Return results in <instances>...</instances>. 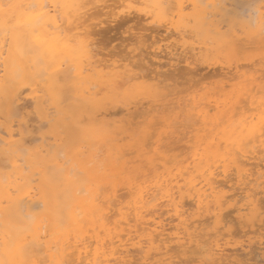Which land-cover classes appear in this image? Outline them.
I'll use <instances>...</instances> for the list:
<instances>
[{"label":"bare ground","instance_id":"1","mask_svg":"<svg viewBox=\"0 0 264 264\" xmlns=\"http://www.w3.org/2000/svg\"><path fill=\"white\" fill-rule=\"evenodd\" d=\"M111 1V0H110ZM109 0H61V2H75V3H82V4H87V5H89L90 7L87 9V15H90L91 17H92V19H96L97 17L96 16H98V18H99V16L101 15V17H102V14L103 15H105V16H107V17H105V18H99L100 19V21H99V19H98V21H94V20H92V19H90V20H88V22H87V24H85L84 25V29L83 30H85L87 33H88V35H87V40L90 42V44L92 45V49H93V52L95 53V55L93 56V63H92V65H91V70H92V72H94L96 75L95 76H85V74L81 71V72H79V73H74V74H72V79H71V81H70V88H69V90L67 91V93H66V95H58V96H56L54 99H55V101L57 102V103H63V105H64V107L66 106V104H72L73 106H75V105H78V102H80V101H87V102H89V103H91V104H94V102L97 100V94L99 93H101V95H99L100 97L101 96H105L106 94L104 93V91L106 92V90H104L103 89V87L105 88L106 87V85H107V79H106V75L109 73V70L111 69L113 72L115 71V69H116V67L121 63V62H123V63H125V64H127L128 65V67H131V64H128V58L129 57H131V60H132V63L133 64H137L138 62H136V57H137V55L138 56H140V55H142V53H134V52H136V50H138V48H136L135 49V51L132 53V51H131V53L133 54H130V52H129V55H127L126 57H124V56H122V55H124L123 53H122V55L121 56H119L118 55V53L120 52V50H122V49H119V52L118 53H116L119 57H122V58H119L117 55V58H116V56H114V55H111V51L113 52V50L112 49H114V46H113V48L111 49V51L110 50H107V52H106V50L105 49H103L102 48V46L104 45L103 43H101V44H103V45H101L100 44V42H97V43H99L101 46H99L100 48H101V50L99 49V48H97V47H95V45L96 46H98L97 45V43L95 44V42H96V40H98L99 41V38H98V36H97V39L95 40V35H97V33H99L100 34V32L98 31V29L96 28H94L95 29V31H93V28L92 29H90L91 27H93L94 25L93 24H95V26H102V24H103V28L105 29V26H106V24L109 22H113L114 23V21H117V19L119 18L120 19V17H119V15L117 14V13H115V12H113V10H112V8H111V6L112 5H114V4H116V3H127L128 2V0H113V3L111 2V4L110 3H108V2H110ZM171 1H173V0H169V2L170 3H173V2H171ZM188 1V2H187ZM233 2L232 0H180V1H178L177 3V5H179V10L178 11H176L177 12V16H178V19H176V20H174L173 21V23L169 26H167L166 28H164V33L166 34V36H165V34L162 32H160L159 33V30H158V28H160V26L158 27V28H156L157 30H158V33H156V34H153L154 32H150V33H152V37H148L149 39H151V38H153L152 39V42H150L149 44L150 45H148V48H149V50L150 49H152V51L150 52L151 53V55H155V58H156V61H157V64H155L156 63V61L154 62V63H152V64H155V67H154V69L153 68H151V65L149 66L150 67V69H152L151 71H150V73H141V75L143 76V77H146L147 78V80H148V82L151 84V85H153L154 87H156V88H158L159 90H160V95L157 97V98H159V99H156V100H168V102H167V104H170V108L168 107V106H166V107H168L169 109H167L166 107V109L165 110H169V112L172 110L171 108L173 107V110H175L174 108H175V105H176V108H178L177 106H179L181 103H180V101L182 102V100H184V97H183V99L182 98H178V96L180 95H178L177 93H175V94H177V97H175V96H173V98H171V92H173V91H170L169 89H172V87L173 86H169V87H171V88H169L168 87V82H166V81H169V80H166V79H170L169 77H171L170 76V74H171V72L173 71L174 72V70H177L178 68V65L179 64H181V62H184V64H185V66L188 68V70H192V69H190V68H193V69H195V68H198L197 67V62H196V64H195V62L192 60V59H189V57H187V56H190V55H187L186 57H185V55H184V58H183V54H185L186 53V45H185V43L184 42H182L181 40L183 39V37H184V35L182 36V34L183 33H180V36H182V39L180 40V39H177V35L175 36V35H172V34H176V32H177V30L178 29H180V27H182L183 29H185V26L183 27V26H180V25H182L183 23H185V22H189L190 20L193 22L194 21V27H195V29L196 30H194L193 28V32L194 33H197V32H199L201 29H203L205 32H211V31H215V32H217V33H219V34H222V35H226V36H228L229 37V40H228V44H227V46H226V48L225 49H223L222 51L223 52H226L227 50H229L228 48H230V49H235V51L237 52V54H239V51H240V49H243V46L245 47V42L243 43V39L245 38V36H244V34L245 35H247V37L249 36L250 38V40H251V42L252 41H254V42H257L258 41V45H261L263 42H264V32H262L261 31V25L262 24H264V9H262L263 7H264V0L262 1V2H260V3H257V4H255V1H254V3H251V4H255L254 6H249L250 4H248V5H245L246 7H247V9H248V12H249V14H246V16L248 15V17H246V16H244V18L243 19H245V21L247 20L248 21V23H246V22H244V20H241L242 19V17H241V19H239V20H236V22H244L245 23V26L243 27L244 28V30H240L239 28V30L241 31V35L240 34H238L239 32L236 30V29H234L235 27H234V24L236 23L235 21H233V20H235V19H237L236 17V14H240V15H238V18H240L239 16H241V11H239L238 9H234L235 7L234 6H231L232 8L231 9H229V7L230 6H228V4L230 3V2ZM235 1V0H234ZM241 1V0H240ZM245 1V0H244ZM258 1V0H257ZM0 2H3V3H7V2H9V0H0ZM17 2H29V0H17ZM48 2H56V0H48ZM174 2H176V1H174ZM229 2V3H228ZM248 3H249V1H247ZM246 2V3H247ZM108 3V4H107ZM186 3V4H185ZM187 3H189V4H191V5H197V6H200V5H204V6H206V5H209V4H211L213 7L211 8V9H208L207 7H196V8H193L192 9V11L191 12H187V11H185V8H186V6H187ZM233 3H235V2H233ZM232 3V4H233ZM240 3H242V2H240ZM245 3V4H246ZM110 4V5H109ZM175 4V3H174ZM231 4V5H232ZM260 4V5H259ZM91 5H98V8L99 7H101V12L99 11V9L97 8V10H95L93 7H91ZM105 5H107L108 7H104ZM236 5V4H235ZM238 5V4H237ZM244 5V4H243ZM242 5V6H243ZM238 6H240V5H238ZM234 7V8H233ZM237 7V6H236ZM110 8V9H109ZM93 9H94V11L95 12H92L93 11ZM106 9V10H105ZM108 9V10H107ZM232 9H234V10H237L236 12H239V13H235V11H233ZM244 9V8H243ZM246 9V10H247ZM232 10V11H231ZM242 10V9H241ZM176 12H175V14H176ZM186 12V13H185ZM233 12L235 13V15H233ZM241 12V13H240ZM188 14H190L192 17H187V15ZM218 14H222V15H219L218 17H217V15ZM223 15H224V17L226 18V19H224L223 18ZM243 15H245V14H243ZM94 16H95V18H94ZM176 16V15H175ZM176 16V17H177ZM210 16V18H208ZM217 17V18H216ZM223 19H222V18ZM247 18H249V19H247ZM221 19V21L222 20H227L228 21V23L226 24L225 23V26L226 25H228L229 23L231 24V22L233 23V25H230V26H233V27H229L228 28V26H227V28L225 29H223V27L221 26L222 24H221V22H219V20ZM121 20V19H120ZM130 20V19H129ZM241 20V21H240ZM93 21V22H92ZM190 21V22H191ZM227 21H225V22H227ZM229 21H231V22H229ZM95 22V23H94ZM235 22V23H234ZM241 22V23H242ZM81 23H83V21H81ZM93 23V24H92ZM120 23V22H119ZM124 23H125V21H124ZM133 23V22H132ZM92 24V26H90ZM111 24V23H110ZM107 25V26H111V25ZM117 24V23H116ZM162 25H163V23H161ZM160 24V25H161ZM165 24V23H164ZM246 24H247V27H246ZM122 25H124V24H122ZM127 25H128V23H127ZM130 25V24H129ZM236 25V27H237V25H240L239 23H237V24H235ZM94 26V27H95ZM100 26V27H101ZM116 26V25H115ZM117 26H118V24H117ZM120 26V25H119ZM125 26V25H124ZM121 27V26H120ZM162 27V26H161ZM188 27V26H187ZM246 27V28H245ZM110 28H113L112 26L110 27ZM116 28V27H115ZM119 28V27H118ZM170 28H173L174 29V32H172V30H171V32H170ZM242 28V29H243ZM133 30H134V28H132ZM161 29H163V28H161ZM187 29H190L191 31H192V29L191 28H187ZM247 29V30H246ZM109 30V29H108ZM115 30V29H114ZM113 30V31H114ZM118 30V29H117ZM186 30V29H185ZM189 30V31H190ZM77 31L79 32V31H81V29H79V28H77ZM100 31H102L101 30V28H100ZM107 31V30H106ZM105 30L102 32V33H104V32H106ZM110 31H112L111 29H110ZM123 31H126V30H124L123 29ZM127 31H129V30H127ZM152 31H155V29L154 30H152ZM187 32H188V30H186ZM245 32L244 34L242 33V32ZM95 32H96V34H95ZM107 32H109V31H107ZM116 32V31H115ZM117 32H119V34H120V29H119V31H117ZM155 32H157V31H155ZM168 32L170 33V34H168ZM101 33V34H102ZM111 33V32H110ZM124 33V32H123ZM129 33V32H128ZM104 34H106V33H104ZM125 34V33H124ZM149 34V33H148ZM163 34V35H162ZM168 34V35H167ZM108 35V34H107ZM107 35H104V37L105 36H107ZM170 35H171V37H173V36H175L176 37V39H175V37H174V41L172 42L170 39ZM93 36H94V38H93ZM100 36V35H99ZM111 36V35H110ZM129 36V35H128ZM169 36V37H168ZM197 36V35H196ZM104 37L102 38L103 39V41H104ZM109 37V36H108ZM108 37H107V39H108ZM114 37V36H113ZM241 37H244V38H241ZM252 37V38H251ZM254 37V38H253ZM101 38V37H100ZM111 38V37H110ZM110 38H109V40H110ZM115 38V37H114ZM114 38H112L113 39V41H114ZM117 38V37H116ZM120 38H122V36L120 37ZM123 38H124V36H123ZM147 38V37H146ZM166 38H170L167 42H164L165 41V39ZM106 39V38H105ZM106 39V40H107ZM125 39V38H124ZM149 39H147V41H149ZM201 39V38H200ZM249 39H247V38H245V41H250ZM254 39V40H253ZM261 41H260V40ZM109 40H108V42H109ZM116 40H119L118 38L116 39ZM127 40V39H126ZM167 40V39H166ZM184 40V39H183ZM198 40H199V38H198ZM243 40V41H242ZM102 41V40H101ZM102 41V42H103ZM112 41V42H113ZM130 41V40H129ZM185 41V40H184ZM200 41V40H199ZM242 41V42H241ZM110 42H111V40H110ZM123 41H121V43H122ZM126 42H128V41H126ZM197 42V41H196ZM262 42V43H261ZM107 43V42H106ZM115 43H116V41H115ZM130 43V42H129ZM132 43V42H131ZM189 43V42H188ZM198 43H200V42H198ZM202 43V42H201ZM259 43H261V44H259ZM119 44H120V42H119ZM126 44V43H125ZM246 44H250V43H246ZM252 44V43H251ZM250 44V45H251ZM112 45H114V44H112ZM122 45H123V43H122ZM127 45V44H126ZM188 45V44H187ZM253 45H255L254 43H253ZM258 45H256V47L258 48ZM263 45H264V43H263ZM263 45L262 46H259V47H263ZM110 46V45H109ZM129 46V45H128ZM128 46H127V48H128ZM131 46H133V44H131ZM147 46V45H146ZM146 46H144L145 48H146ZM190 47V46H189ZM252 47V46H251ZM255 46H253V48L254 49H256L257 50V48H256ZM109 48V47H108ZM119 48V47H118ZM126 48V47H125ZM147 48V49H148ZM252 48V49H253ZM142 49H143V47L139 50V51H142ZM180 49H181V51H180ZM192 49L195 51V47H192ZM245 49H247V48H244L243 50H245ZM248 49H250V51L252 50L251 48H250V46L248 47ZM247 49V50H248ZM104 50H105V52L107 53H104ZM123 50H126V49H124V47H123ZM144 50V49H143ZM183 50V51H182ZM226 50V51H225ZM247 50H245V51H247ZM255 50V51H256ZM259 50H260V53H262V51H261V49L259 48ZM109 51H110V53H109ZM116 51V50H115ZM115 51H114V53H115ZM147 51V50H146ZM145 51V52H146ZM178 51H180V52H182V53H180V52H178ZM184 51H185V53H184ZM254 51V52H255ZM124 52V51H123ZM153 52V53H152ZM244 52V51H243ZM253 52V51H252ZM252 52H250V53H252ZM113 53V54H114ZM125 54H127L126 52H124ZM144 53V52H143ZM148 53V52H147ZM147 53H146V55H147ZM150 53L148 54V56H150ZM195 53V52H194ZM193 53V54H194ZM229 53V52H228ZM257 53H259V51L257 52ZM120 54V53H119ZM140 54V55H139ZM180 54H181V56H182V58H181V56H180ZM189 54V53H188ZM220 54H222V56L224 55L223 53H220ZM246 54H249V52H247ZM264 54V53H263ZM145 55V54H144ZM240 55V54H239ZM221 56V55H220ZM233 56V55H232ZM236 56V55H235ZM240 56H243V55H240ZM247 56H250V55H247ZM254 57L256 56V55H253ZM143 59H144V61H146V59H145V57H143V56H141ZM151 57V56H150ZM149 57V58H150ZM224 57V56H223ZM226 57V56H225ZM237 57H238V55H237ZM259 57V56H258ZM262 57H264V56H262ZM116 58V59H115ZM137 58H139V60L141 59L140 57H137ZM148 58V59H149ZM152 58H154V56H152ZM215 58V57H214ZM213 58V60H214V62H215V59ZM236 58V57H235ZM239 58V57H238ZM235 59V60H239V59ZM242 58V57H241ZM260 58V57H259ZM217 59H219V63H220V58H218L217 57ZM243 59H244V56H243ZM212 60V61H213ZM234 60V61H235ZM262 60H264V59H259V61L260 62H264V61H262ZM144 61H142V62H144ZM152 61V60H151ZM211 61V62H212ZM222 61H223V59H222ZM233 61V62H234ZM243 61V60H242ZM140 62V61H139ZM141 62V63H142ZM153 62V61H152ZM206 62V61H205ZM224 62H226V61H224ZM227 62H229V61H227ZM237 62H239V61H237ZM256 62V61H255ZM257 62H258V60H257ZM257 62L255 63V64H257ZM149 63V62H148ZM201 63V62H200ZM213 63V62H212ZM212 63H210V64H212ZM222 63V62H221ZM235 63H236V61H235ZM253 63V62H252ZM18 64H20L21 66H22V62H20V61H18V58L16 57V53H15V49H13L11 52H7V51H0V84H7V83H9V82H14L15 81V78H16V73H17V65ZM146 64H147V62H146ZM183 64V63H182ZM226 64V63H225ZM233 64V63H232ZM246 64V63H245ZM255 64H252V67H253V65L255 66ZM258 64H262V63H259L258 62ZM200 65V64H199ZM202 65V64H201ZM208 65H209V63H208ZM214 65V64H213ZM222 65H224V63H222ZM242 65V64H241ZM139 66H142V65H139ZM146 66V65H145ZM180 66V65H179ZM219 66V65H218ZM221 66V65H220ZM232 66V65H231ZM262 66H264V64L262 65ZM261 66V68H263ZM143 67V66H142ZM146 67H148V65L146 66ZM153 67V66H152ZM184 67V66H183ZM186 67H184L183 68V70H180V71H178V73H181V74H183V71H185V69H186ZM204 67H206V66H204ZM203 67V68H204ZM217 67V66H216ZM223 67V66H222ZM221 67V68H222ZM236 67V66H235ZM240 67V66H239ZM248 67V66H247ZM250 67V66H249ZM248 67V68H249ZM257 67V66H256ZM258 67H259V65H258ZM172 68V69H171ZM181 68V67H180ZM179 68V69H180ZM219 68V67H218ZM232 68H233V66H232ZM251 68V67H250ZM149 69V68H148ZM149 69V70H150ZM168 69V70H167ZM178 69V70H179ZM199 69V68H198ZM214 69V68H213ZM220 69V68H219ZM225 68L223 67V70H224ZM236 69V68H235ZM242 69V68H241ZM245 69H246V66H245ZM244 69V67H243V69L242 70H238V71H243V70H245ZM221 70V69H220ZM220 70H218V71H220ZM247 70V69H246ZM251 70H253V68H251ZM254 70H255V68H254ZM253 70V71H254ZM256 70L258 71V69L256 68ZM255 70V71H256ZM134 71H137V69H134ZM168 71H170L169 73L170 74H167L166 75V73L168 72ZM216 71V70H215ZM232 70H227V71H223V73H225V74H223L222 75V72H221V74L220 75H222V77H225L226 76V78L225 79H228V81L231 79H233V78H235V76L233 77V72H234V70H233V72H231ZM250 71V70H249ZM256 71V72H257ZM260 71H262V70H260ZM259 71V72H260ZM263 71H264V69H263ZM262 71V72H263ZM172 72V73H173ZM188 72V71H187ZM190 72V71H189ZM193 72V71H192ZM195 72H196V70H195ZM199 72V71H198ZM228 72H231L233 75H231V73H229L228 74ZM245 72V71H244ZM247 72H248V70H247ZM258 72V74H260ZM261 72V73H262ZM176 73L177 72H175V75H176ZM185 73V72H184ZM200 73V72H199ZM213 73V72H212ZM217 73V72H216ZM235 73V75H236V71L234 72ZM241 73H243V72H241ZM241 73H240V75L239 76H241ZM246 73V72H245ZM244 73V74H245ZM248 73H250L251 74V71L250 72H248ZM24 76H27V75H29L30 74V69H24V71H23V73H22ZM186 75H187V73H185ZM192 74H194V72L192 73ZM197 74V73H196ZM253 74V73H252ZM251 74V75H252ZM255 74V73H254ZM263 75H264V73H262ZM175 75H173L172 77H173V81H174V78H175ZM179 75V74H178ZM177 75V77H179ZM190 75V74H189ZM215 75V74H214ZM225 75V76H224ZM257 75V74H256ZM261 75V74H260ZM197 76V75H196ZM196 76H194V77H196ZM199 76H201V75H199ZM202 76H204V75H202ZM228 76H230L229 78H227ZM237 76V75H236ZM246 76H248L249 77V74L247 75L246 74ZM253 76H255V75H253ZM180 77H182V75H180ZM210 77V76H209ZM245 77V76H244ZM250 77H252V76H250ZM258 77V76H257ZM261 77H264V76H261ZM261 77L258 79V78H256V79H258V80H260L261 79ZM182 78H184V75H183V77ZM192 78H193V75H192ZM214 78H216V77H214ZM214 78H212L213 80H214ZM219 78H221V77H219ZM237 78V77H236ZM239 78V77H238ZM240 78H243V75H242V77H240ZM253 78V77H252ZM181 79V78H180ZM191 78H189V80H190ZM197 79H199V77L197 78ZM209 79V78H208ZM192 80V79H191ZM211 80V79H210ZM222 80H224V78L222 79ZM235 80H238V79H235ZM242 79H240L239 81L240 82H242L241 81ZM245 80H247L246 78L244 79V81ZM251 80H253V79H251L250 78V81H249V79H248V82H250L251 83ZM171 81V80H170ZM173 81H171L172 83H173ZM182 81H184V79L182 80ZM181 81V82H182ZM187 81V80H186ZM185 81V82H186ZM194 81V80H193ZM226 81L227 83H229V82H232V81ZM198 82H200V81H198ZM202 82H204V80L202 81ZM214 82V81H213ZM220 82V81H219ZM219 82H218V84H217V86L219 85ZM240 82H239V84H240ZM246 82V81H245ZM248 82H247V84H248ZM255 82V83H254ZM256 82H257V80H255V78H254V80L252 81V83L254 84L253 86H252V83H251V86H252V88L253 87H255L256 88V86H255V84H256ZM178 83V82H177ZM179 83H180V80H179ZM201 83V82H200ZM235 83V82H234ZM258 83H259V81H258ZM174 84V83H173ZM181 84V83H180ZM185 84V83H184ZM186 84H187V82H186ZM185 84V85H186ZM188 84H190V83H188ZM221 84V83H220ZM232 84V83H231ZM236 84V83H235ZM238 84V83H237ZM241 84H244L245 85V83L243 82V83H241ZM240 84V85H241ZM246 84V85H247ZM35 85H36V83L35 82H33L32 83V88H31V95L28 97L27 95H24L22 98H20V99H17V93L15 92V91H12V92H7V91H5L3 88H0V117H1V115H2V113H3V107L5 106V104H8V107L10 108V110L12 111H10L11 112V115H12V113H13V111L16 109L15 108V106L19 103V102H21V100H24V99H26V98H30V100L33 102L32 103V105H34V107L36 108V110H37V113H38V116L42 119V120H49V116H48V110L45 108V106H46V104H45V106L43 105V101H44V103H45V99L43 100V95L42 94H40V92H41V87H35ZM38 85H39V83H38ZM37 85V86H38ZM169 85H170V83H169ZM199 85V87L201 88H205V87H203L202 86V84H198ZM229 85V84H228ZM246 85H245V87H246ZM256 85H258V84H256ZM178 86V85H177ZM188 86H191V85H188ZM209 86V85H208ZM216 86V87H217ZM221 86V85H220ZM222 86L224 87V84H222ZM229 86H231V85H229ZM248 86V85H247ZM250 86V87H251ZM199 87L198 86H196V91L199 89ZM215 87V86H214ZM214 87H212V88H210V90L211 91H213V95H214V93H219L218 91L221 89V88H219V87H217V91H215V89L213 90V88ZM228 87V86H227ZM249 87V86H248ZM245 88V89H249V88ZM101 88L104 90H101ZM169 88V89H168ZM176 88V87H175ZM181 88H183V87H181ZM180 88V89H181ZM190 89L191 88H194V87H189ZM259 88V85L257 86V88L256 89H258ZM109 89V91L108 92H111V94L110 93H107V94H110V95H113V93L115 92H120L118 89H114V88H111V87H109L108 88ZM111 89V90H110ZM224 89H227V88H224ZM223 88H222V91L224 90ZM242 89V88H241ZM113 90V91H112ZM177 90H179V89H177ZM184 90H185V88H184ZM187 90V89H186ZM201 91H202V89H200ZM233 90V89H232ZM234 90H235V88H234ZM101 91V92H100ZM102 91H103V95H102ZM174 91H176V90H174ZM190 91H193L194 93H196L194 90H190ZM190 91L188 90L187 92H189V94L190 95H193L194 96V94L192 93H190ZM201 91H199L198 90V92H200L199 94H201ZM206 91H209V90H205V92ZM225 91V90H224ZM242 91V90H241ZM250 92H249V95L253 92V94H255L256 93V91H253V90H249ZM113 92V93H112ZM187 92H185V93H187ZM203 92V91H202ZM221 92V91H220ZM228 92V91H227ZM242 92H244V91H242ZM255 92V93H254ZM41 93H44V92H41ZM209 93H211V92H207V94L208 95H210L209 97L211 98V95H212V93L211 94H209ZM232 93H234V92H232ZM247 93V92H246ZM117 94V93H116ZM182 95H181V97L183 96V93H181ZM207 94H206V96H207ZM224 93H222V96H224V95H227V94H224ZM235 94V93H234ZM240 95H243V93H239ZM118 95H119V93H118ZM124 95H126V94H123L122 96L124 97ZM198 95V94H197ZM196 95V96H197ZM202 95V94H201ZM216 96H217V94H215ZM248 95V94H247ZM128 95H126V99H125V97H124V99H125V101H129L130 100V98H128L127 97ZM170 96V97H169ZM187 96V95H186ZM185 96V97H186ZM199 96V95H198ZM203 96H205V94L203 95ZM203 96H200V99H204V98H206V97H203ZM221 96V98H223ZM231 96V95H230ZM229 96V97H230ZM244 97H246L245 95H243ZM255 96H257V94H255ZM254 96V97H255ZM103 97H101V98H103ZM114 97H115V94H114V96H113V99H114ZM120 97V96H119ZM133 97V96H132ZM150 97V96H149ZM152 97V96H151ZM150 97V98H151ZM169 97V98H168ZM174 97H175V100H174ZM195 97V96H194ZM203 97V98H202ZM218 97V96H217ZM228 96H224V98H227ZM248 97H250V96H248ZM253 97V98H254ZM104 98H106V97H104ZM108 98H109V96H108ZM111 98V97H110ZM144 98V97H143ZM178 98V99H177ZM187 98V97H186ZM185 98V99H186ZM210 98H206V99H209V101H208V103H206V102H202V101H199V102H201V103H198V105L196 104L197 102H198V100H200L199 98H196V99H198L197 100V102H195V104H196V108H198L196 111H197V113H194V114H196V115H198L199 116V118H209V112L210 111H212V110H214L215 112L217 111L218 113L216 114L215 112H213L214 113V115L216 114V116L218 115V118H220L221 120V125H222V121L224 122V124L225 123H227V121H229V120H227V119H230V118H232V117H230V116H233L232 114H234V113H232L231 115H230V113L232 112V110H233V108L235 107V106H237L238 104L237 103H239L240 101H244V98H240V96H239V99L237 100V102H236V105H234V106H228V103L227 102H225V101H222V100H220V98L219 99H217L216 97H214L215 99L213 100V101H211V99ZM213 98V97H212ZM223 98V99H224ZM231 98V97H230ZM229 98V99H230ZM255 98H258V96L257 97H255ZM255 98L253 99V101L255 100ZM127 99H129V100H127ZM140 99V101H141V98H139ZM154 99V98H153ZM182 99V100H181ZM194 99V98H193ZM196 99L194 100V101H196ZM228 99V101H230ZM245 99H247L248 100V98H245ZM110 100V99H109ZM111 100H112V98H111ZM147 100V99H146ZM155 100V101H156ZM187 101L189 100L188 98L186 99ZM190 100H192V98H190ZM205 100V99H204ZM203 100V101H204ZM236 100V99H235ZM106 101V100H105ZM104 101V102H105ZM115 101V100H114ZM121 101V100H120ZM120 101H118L119 103H120ZM137 101H138V99H137ZM149 101V100H148ZM163 101V102H164ZM194 101L193 102H191V101H188V103L186 102V105H190V106H186L187 108H188V111H186V112H188L189 113V111H192L193 112V109H191V108H194L193 107V105H195L194 104ZM206 101V100H205ZM130 102V101H129ZM136 102V101H135ZM147 102V101H146ZM163 102H161V103H159L158 104V110L159 111H163V110H160L162 107H164L166 104H165V102L163 103ZM256 102H257V99H256ZM109 103V102H108ZM205 103V104H204ZM232 103V102H231ZM230 103V104H231ZM240 103H243V102H240ZM239 103V104H240ZM258 103V102H257ZM120 104H122V103H120ZM147 104H148V102H147ZM178 104V105H177ZM191 104H193V105H191ZM250 104H252V101H251V103ZM20 105V104H19ZM26 105V104H25ZM99 105H101V104H99ZM108 106L109 105H111V104H107ZM123 105H126L125 103H123ZM122 105V106H123ZM142 105V104H141ZM140 105V106H141ZM150 105V104H149ZM157 104H155V106H156ZM184 105V106H183ZM233 105V104H232ZM243 105V104H242ZM241 105V107H243ZM115 106V105H114ZM145 106V105H144ZM143 106V107H144ZM152 106H154V105H152ZM181 106V105H180ZM95 107V106H94ZM103 107V106H102ZM119 107H120V105H119ZM124 107V106H123ZM182 107L183 108H186L185 107V104H182ZM182 107H180V108H178L179 110L178 111H182ZM222 107H224V108H222ZM229 107H231L230 109H231V111H230V109L228 110V108ZM239 107V109H241L240 108V105L238 106ZM248 107H250L249 105H248ZM130 108H132V107H128V104H127V107H124V109L122 108V111L124 112V110L125 111H128V115H129V117H130V114H133L134 112H132V110L131 111H129L130 110ZM137 108H138V105H137ZM154 109H155V107H153ZM160 108V109H159ZM196 108H194V109H196ZM244 108V107H243ZM112 109V108H111ZM141 109H142V107H141ZM151 109L152 108H150L149 110H150V114L151 113H153V112H151ZM154 109H152V110H154ZM155 110V111H158V110ZM163 109V108H162ZM235 109V108H234ZM117 110V109H116ZM139 110H140V108H139ZM143 110H145V109H143ZM172 110V111H173ZM185 110H187V109H185ZM184 109H183V111H185ZM238 110V109H237ZM108 110H106V111H104V112H100L98 115H95L94 116V119H97V120H99L101 123H103V124H109L110 122H109V119H113V115L115 114V113H117V111H114L113 110V112L112 111H110L109 110V112H107ZM122 111L121 112H119V114L120 113H122ZM134 111V110H133ZM141 111V110H140ZM171 111V112H172ZM176 112V113H181V112ZM182 111V112H183ZM195 111V110H194ZM195 111V112H196ZM9 112V113H10ZM15 112H16V110H15ZM132 112V113H131ZM149 111H147L145 114H146V116L148 115L147 113H148ZM161 112H159V113H161ZM169 112H166V114H167V117L170 115L169 114ZM173 112H175V111H173ZM233 112H236V111H234L233 110ZM238 112V111H237ZM236 112V113H237ZM254 112V111H253ZM127 113V112H126ZM158 113V112H157ZM163 113V112H162ZM213 113H210V115H212ZM243 111H241L240 112V114H241V116H243V114L245 115V113H243ZM256 113V112H255ZM21 114V113H20ZM142 114V113H141ZM140 114V115H141ZM144 114V113H143ZM154 114V113H153ZM169 114V115H168ZM172 114V113H171ZM187 114V113H186ZM194 114H192L193 116H194ZM230 115V116H228V115ZM239 114V115H240ZM247 114H249V111L247 112ZM246 114V115H247ZM10 115V114H9ZM8 115V116H9ZM10 115V116H11ZM118 115V114H117ZM127 115V114H126ZM139 115V114H138ZM180 115V114H179ZM183 115V114H182ZM220 115H221V117H220ZM228 117H230V118H228ZM238 115V114H237ZM236 115V116H237ZM246 115H245V117H246ZM9 116V117H10ZM15 116V115H14ZM37 116V115H36ZM112 116V117H111ZM132 116V115H131ZM145 116V115H144ZM159 116H160V114H159ZM158 116V117H159ZM162 116H165V114H163ZM161 116V117H162ZM171 116V115H170ZM173 116V115H172ZM176 116V115H175ZM177 116H178V114H177ZM176 116V117H177ZM184 116H185V113H184ZM197 116V117H198ZM216 116H214V117H216ZM224 116H226L225 118H227V119H224L223 117ZM236 116H233V119L236 117ZM250 116V115H249ZM252 116V115H251ZM257 116H259V114L257 115L256 114V116H255V118L253 119V120H255V119H257ZM128 117V116H127ZM139 117V116H138ZM141 117H143V116H141ZM148 117V116H147ZM146 117V118H147ZM155 117V116H154ZM166 117V118H167ZM197 117L195 118L194 117V119L197 121ZM213 117V118H214ZM240 116H238V118H239ZM2 118V120H3V118L5 119V117H1ZM0 118V119H1ZM109 118V119H108ZM118 118V117H117ZM163 118V117H162ZM179 118V117H178ZM180 118H181V116H180ZM179 118V119H180ZM182 118H183V116H182ZM181 118V120H185V119H182ZM188 118H190V117H188ZM217 118V119H218ZM241 118H243V117H241ZM240 118V119H241ZM259 118V117H258ZM16 119V118H15ZM14 119V120H15ZM134 119H136V118H134ZM133 119V120H134ZM152 119V118H151ZM164 119V118H163ZM190 119H192V118H190ZM216 119V118H215ZM215 119H214V121H212V122H217V121H215ZM244 120L242 121L243 123H241V122H239V123H241L242 124V126H244L245 125V123L247 122V118L245 119V118H243ZM115 120V119H114ZM120 120V119H119ZM132 120V121H133ZM143 120H144V118H143ZM142 120V121H143ZM150 120V119H149ZM157 120V119H156ZM167 120H169L170 121V119H168L167 118ZM199 120V119H198ZM208 120V119H207ZM213 120V119H212ZM225 120H226V122H225ZM235 120V119H234ZM238 120V119H237ZM246 120V121H245ZM252 120V121H253ZM116 121H118V120H116ZM121 121V120H120ZM126 121H129V120H127L126 119ZM131 121V122H132ZM141 121V122H142ZM152 121V120H151ZM161 121V123L164 121H166V120H160ZM160 121H156L154 124H156L157 122H159V124H160ZM171 121H173V122H171V123H174V125L175 126H177L176 124H175V122L174 121H177V119L176 120H174L173 118H172V120ZM186 121V120H185ZM184 121V122H185ZM194 121V120H193ZM209 121V120H208ZM210 121H211V117H210ZM231 121V126H233L232 125V123H234V126L236 125V124H239V123H237L238 121H236V123L235 122H233L232 121V119L230 120ZM229 121V122H230ZM244 121H245V123H244ZM17 122V119H16V121H15V124H17L16 123ZM38 122V121H37ZM48 122V121H47ZM131 122H129V123H131ZM133 122H135V121H133ZM136 122H139V121H136ZM154 122V121H153ZM167 122V121H166ZM189 122V121H188ZM192 121L190 120V123H191ZM200 122H202V120L200 121ZM211 122V123H212ZM264 122V121H263ZM127 123V122H126ZM126 123L124 124V126L126 125ZM171 123H170V125H171ZM193 123V122H192ZM196 123V122H195ZM199 123V122H198ZM198 123H196V125H199ZM204 123H206V122H203L201 125H203ZM209 123V122H208ZM218 123V122H217ZM250 123V122H249ZM258 124L259 123H261V122H257ZM257 123H253V124H251V126H249L248 125V122H247V125L249 126L248 127V130H247V132L249 133V137L250 138H247L246 136H247V134H246V136H244L245 137V139L247 138V139H251V141L253 140V141H256V138H257V136H259V138L261 139V136L262 135H260V133H262L263 135H264V133H263V130H264V128H263V126L261 127L260 125H258ZM15 124L14 123H12V124H9V125H2V123L0 122V145L1 146H5L6 148H8V149H17V150H19L20 152H21V150L22 149H27L28 151H29V155H28V157L26 158V160H24L23 162H22V155H20L19 157H16V158H13V159H11V161H10V163L8 162V164H9V166L8 165H3V164H5V161L3 162V164L2 163H0V234H2L3 236H4V238H5V240H9L10 238H11V240H12V247H13V251H12V253L9 255V254H7V253H5V258L6 259H9L10 261H11V264H62V262H64V264H135V263H133L134 262V259L136 260V258H133V256H134V252H135V254L136 253H138V255L140 254H144V259H143V257L141 258L142 260H147L148 258H150V257H152L153 255H157V254H162V252H163V250L164 249H166V248H169L170 250H171V245H169L168 243H171V242H177V245L179 246V247H181V246H183L184 244H186V240H188V239H191V240H193L192 242L194 243H196L197 241H196V238L198 237V234H197V232L195 233V229H194V231L193 230H190V232H188V229H189V225L188 224H192V223H187V219H186V217H188L187 216V212H189L188 211V209L191 207L192 208V206H190L189 207V205L187 206V209H185L186 208V206H185V202H188L187 200L188 199H191L188 203L190 204V202H192L193 203V206H194V204H196L197 206H198V208L199 209H202L203 208V206L205 205V203L206 204H209V201H208V199H207V197L210 195V194H212V193H214L215 192V190L217 189V188H222V185L223 184H225L226 183V181L228 182V180H226L225 181V183L224 182H222L223 181V179L220 181V179L218 178V176L220 175V172H217L215 169H216V167H211V166H213L214 164H212V163H209V164H207L206 166L205 165H203L202 164V162L201 161H197L196 163L194 162V161H196V159L198 160V155H200L201 154V150H200V152H194V154L196 155V154H198L197 155V158L195 157L194 158V163H195V165H192V166H194V170L192 171V169H191V173H190V177H187L186 175H185V177H187L186 178V180H183V181H187L186 183H184L183 184V182L182 183H180V181L182 180V179H180L179 177H174L175 179H176V182H175V180H173V178L172 179H170V177H169V179H167L168 177L167 176H169V174L167 175V176H163V177H161L160 176V174L158 175L159 177H161L159 180H157V181H155V182H151L152 184L154 183V185L152 186H150V183L149 184H146V185H149V186H145L144 184H142L141 183V185L142 186H140L139 188H138V190L137 189H135V191H136V194L133 196V198H132V200L130 201H128V202H126V201H120V200H118L117 201V199H119V198H116L117 196L116 195H118V194H116V192H119V191H117L116 190V192L113 194V195H111L112 193L111 192H109V194L110 195H107L108 194V192H107V190H105L106 192H107V194L106 195H103V198L102 197H100V196H102V193L103 192H101L102 190H104V188L99 192L98 190H97V192H99L98 194H97V192H95L92 188H90L91 186H89L88 188H87V191L89 192V194L87 195L88 196V198H89V200H90V208H86L85 206H83L82 205V202L80 201V198H79V196L78 195H76L75 193H73V194H68L70 191H68V193H65V192H67V189H68V187L70 188H73L72 187V185L73 184H71V183H74L75 184V180H76V177L78 176V175H84L85 177H86V184H88L89 182L88 181H92V180H95L96 179V177H99V176H97L96 175V173H98V170H100L99 169V164H97L98 162H96V156H95V154L96 153H93V152H88V150H86L87 148H86V146H88V145H84V144H80L79 145V147L78 148H73V150H70V151H67V153H68V156H69V158H70V160H71V165H69L68 167H69V170L71 169V167L72 166H75L76 167V169L78 170V174L75 176V177H71V176H67V178L65 179V181H64V183L63 184H58V183H53V184H55L54 186L55 187H57V188H59L60 186H61V188H62V186L63 185H65L64 186V188H66L65 189V191L63 192V190H62V196H63V193L65 194V196L66 195H68L67 197H68V200H69V196L71 195V198H72V205L70 206V207H68V205H66L68 208L66 209V206H65V204L63 203L64 202V200L62 201V203L64 204V209H63V207H62V205L63 204H60V207H61V209L59 208V203H58V206L56 205V208L57 209H54L55 211H53V214H54V212L56 213V212H67V217H68V220H69V222H71V224L72 225H75V224H77L80 220H82L83 221V219H80L79 220V218H80V216L83 214V215H85V218H88L90 221L88 222L89 224H91V227H92V229H90V228H88V230L90 231V232H93L92 233V235L91 234H88V233H86L88 230H87V228H86V230H84V232H80V234L76 231V230H73L72 229V231L70 232V230H69V233L67 234V235H59L58 233V235H55L54 237L51 235V233H50V231L47 229V236L45 237L44 235H43V232H42V229L46 226V223H47V221H46V223H44L43 221L45 220V218H42V219H44L43 221H41V218L38 220V221H36V222H34V223H26V224H23L22 226H16L14 223V225H12L11 227H6V222L8 221V219H9V221L11 220V219H13V218H18L19 217V215H22V214H24L25 212H32L33 210H34V208L37 206V205H41L42 207L44 206V205H47V203H48V205H49V201H48V199L46 198V187H45V180L44 179H42V181L44 180V182L43 183H41L40 181H39V174H40V172H41V168L39 167V164H40V162L41 161H44L45 160V153H47V152H51L52 151V149L53 148H55L56 150H57V152L59 151L58 150V148H57V146H56V143H57V141L60 139V136H59V134H57V132H51V135H53L52 136V138L54 137V141H52V142H49L48 144H46V145H41V144H38L37 142L39 141H36V143L37 144H35V145H31V146H28V145H25V139L27 138H25V136H26V134H27V132L25 133L23 130H22V127L21 128H18V129H15L14 127H15ZM23 124V123H22ZM66 124V123H65ZM159 124H157V125H159ZM179 124V123H178ZM180 124H181V122H180ZM186 124V123H185ZM185 124H183L182 123V126H184ZM220 124V123H219ZM263 124V123H262ZM111 125H112V123H111ZM121 125H123V124H121ZM136 125V124H135ZM160 125H162V124H160ZM165 125L166 124H164V127H165ZM170 125H166L167 126V128L169 129V127H171ZM195 125V124H194ZM206 125H208V124H206ZM212 125V124H211ZM214 125V124H213ZM229 125V126H230ZM246 125V126H247ZM20 126H21V124H20ZM57 126V125H56ZM113 126H115V124L113 125ZM133 126V125H132ZM169 126V127H168ZM217 126H219V125H217ZM229 126H227L228 128L227 129H229L230 127ZM39 127V126H38ZM116 127V126H115ZM178 127V126H177ZM190 127H192V124H191V126ZM190 127H187V128H190ZM207 127V126H206ZM216 127V124H215V126H214V128ZM220 127V126H219ZM239 127H241V125L239 126H237L236 128L238 129ZM119 128H120V124H119ZM175 128V127H174ZM186 129V127H183V128H181V129ZM200 128H203V126L202 127H200ZM221 128H224V126H222ZM232 128V127H231ZM235 128V127H234ZM60 129V128H59ZM157 129H160L159 128V126L157 127ZM180 129V132H178L177 130H176V128H175V130L173 129V126L171 127V131H174V133H176V132H178V133H181L182 132V130ZM205 129H207V128H205ZM211 129H213V128H211ZM218 129V128H217ZM237 129H236V131H237ZM244 130H246V127H244L243 128ZM55 130V129H54ZM61 130V129H60ZM58 131V132H62V131ZM188 130V129H187ZM196 131H197V128L195 129ZM204 130V128L201 130V131H203ZM243 130V131H244ZM165 131L166 130H164V133H165ZM169 131V130H168ZM183 131H185V130H183ZM198 131H199V129H198ZM210 131H212V130H210ZM209 131V132H210ZM218 131V130H217ZM260 133H259V132ZM262 131V132H261ZM191 132H193V131H191ZM200 132V131H199ZM199 132H198V134H199ZM209 132H207V133H209ZM212 132H214V131H212ZM212 132H210V137L212 138V136L213 135H215L216 133V136L217 135H219L220 133L219 132H216V133H212ZM241 132V131H240ZM240 132H239V134H240ZM246 132V133H247ZM64 132H62V134H63ZM156 133H157V130H156ZM167 133H170V131L169 132H167ZM173 133V134H174ZM178 133H176V135H179ZM190 133V132H189ZM211 133L213 134L212 136H211ZM219 133V134H218ZM232 133L234 134V132L232 131ZM231 133V134H232ZM255 133H257V134H255ZM49 134V133H48ZM203 134H204V131H203ZM244 134V133H243ZM51 135H50V137H51ZM64 135V134H63ZM156 135V134H155ZM170 135H172V134H167V136H170ZM181 135H183V132H182V134ZM191 135H192V133H191ZM190 135V136H191ZM196 134H194V136H195ZM205 135H207V134H205ZM205 135H203V137H200V141H202V139H205V140H207L206 138H204V136ZM255 135H257V136H255ZM46 136H48V135H46ZM161 136V135H160ZM159 136V137H160ZM164 136V135H163ZM167 136H164V137H167ZM184 136V135H183ZM194 136H193V138H194ZM198 136V135H197ZM201 136V135H200ZM225 136V135H224ZM223 136V137H224ZM238 136V138H239V136H242V134H240V135H237ZM236 136V137H237ZM49 137V136H48ZM47 137V138H48ZM65 137V136H64ZM159 137H158V139L156 140V141H158L159 140ZM162 137V136H161ZM164 137H162L163 139H164ZM175 137V136H174ZM173 137V138H174ZM255 139H254V138ZM263 138H264V136H262ZM47 138H45V140L44 141H47L48 139ZM51 138V139H52ZM155 138V137H154ZM162 138H160V139H162ZM168 138V137H167ZM170 138V137H169ZM168 138V139H169ZM172 138V137H171ZM170 138V139H171ZM179 138H180V136H179ZM182 138V137H181ZM184 139H185V137H183ZM187 138V137H186ZM190 138V137H189ZM192 138V137H191ZM202 138V139H201ZM220 138V137H219ZM218 138V139H219ZM242 138V137H241ZM253 138V139H252ZM259 138H257L258 139V141H261L262 142V139L260 140ZM47 139V140H46ZM166 139V138H165ZM164 139V140H165ZM169 139V140H170ZM247 139H246V141H247ZM62 140V139H61ZM169 140H168V142H169ZM177 140H179V139H176V142H178ZM205 140H203L204 142H205ZM239 140H240V138H239ZM264 140V139H263ZM63 141V140H62ZM82 141V140H81ZM136 141V140H135ZM134 141V142H135ZM163 141V140H162ZM170 141H172V140H170ZM174 141V140H173ZM181 141V140H180ZM185 141H186V139H185ZM190 140H188L187 142H189ZM202 141V142H203ZM212 141V140H211ZM242 141H243V139H242ZM252 141V142H253ZM85 142V141H84ZM131 142V141H130ZM153 142V141H152ZM164 142H166V141H164ZM163 142V143H164ZM176 142H175V144H176ZM190 142H194L193 140L192 141H190ZM198 141H196V143H197ZM201 142V144L200 145H202V144H205V143H202ZM208 142V144H209V140L207 141ZM232 142V141H231ZM245 142V141H244ZM252 142H251V144H252ZM44 143V142H43ZM129 143V142H128ZM127 143V144H128ZM137 143V142H136ZM160 143H161V141H160ZM162 143V144H163ZM222 143V142H221ZM230 144V142H227V144ZM264 143V142H263ZM92 144V143H91ZM103 144V143H102ZM131 144V143H130ZM155 143L153 142V144L152 145H154ZM162 144H161V147H162ZM169 144V143H168ZM178 144V143H177ZM186 143H184V145H185ZM212 145H213V143H211ZM214 144H215V147L217 148V149H215L214 151L212 150V148H211V150L213 151V153H212V155H215L216 153H221L222 151H224V152H222V153H224L225 155H226V151L228 150L227 148H226V146H225V148L227 149V150H222V151H219V150H221V148L218 146H216V141H214ZM219 144V143H218ZM217 144V145H218ZM232 144V143H231ZM234 142H233V146H234ZM236 144H238V143H236ZM245 144H247V145H250L251 146V144H250V140H248L247 142H245V143H243V144H238L237 145V147H239V146H241V149L242 148H245L247 145H245ZM96 145V144H95ZM135 144H133V146H134ZM140 145V144H139ZM151 145V146H152ZM165 145H167V143L165 144ZM169 145H171V143L169 144ZM168 145V146H169ZM172 145H174V144H172ZM182 145V144H181ZM190 145V144H189ZM245 145V146H244ZM263 145V144H262ZM106 146V145H105ZM127 145H125V147H126ZM132 146V147H133ZM168 146H164L165 147V149L164 148H162V149H164L163 151H165L166 150V147H168ZM191 146V145H190ZM189 146V147H190ZM195 146H197V145H195ZM199 146V145H198ZM197 146V148H199V149H201L202 147L201 146H199L198 147ZM203 146V145H202ZM207 146H211V145H207ZM214 146V145H213ZM236 146V145H235ZM250 146H248V149L247 148H245L244 149V152H249V150L251 149V148H253V149H256L255 148V145L253 146V144H252V146L253 147H251V148H249ZM261 146V145H260ZM259 146V148L258 149H260L261 147L262 148H264L263 146H261L260 147ZM137 147V146H136ZM158 147V146H157ZM160 147V146H159ZM161 147L160 148H156V149H154V150H157V149H161ZM180 147H182V146H180ZM183 147H185V146H183ZM204 147V146H203ZM85 148V149H84ZM103 148H105L104 147V145H103ZM152 148V147H151ZM171 148V147H170ZM173 148V147H172ZM175 148H178V147H176L175 146ZM186 148V147H185ZM196 148V149H197ZM219 148V149H218ZM261 148V149H262ZM69 149V148H68ZM93 149V148H92ZM99 149V148H98ZM188 149V148H187ZM186 149V150H187ZM190 149V148H189ZM213 149H214V147H213ZM230 155H231V153L233 154V152H235L236 153V150H235V148L233 149L232 148V146L230 147ZM260 149V150H261ZM138 150V149H137ZM146 150V149H145ZM169 150H171V149H169ZM198 150V149H197ZM196 150V151H197ZM206 150V149H205ZM209 150H210V147H209ZM208 150V151H209ZM217 150V151H216ZM233 150V152H231ZM260 150H258V153L259 152H262V151H260ZM263 150V149H262ZM112 151V150H111ZM123 151H125V150H123ZM136 152V150H133V153H135ZM158 151V150H157ZM182 151V150H181ZM199 151V150H198ZM207 151V150H206ZM206 151H204V152H202V156H203V154H205V152ZM211 151V152H212ZM219 151V152H218ZM251 151H252V149H251ZM253 151H256V150H253ZM253 151H252V153H253ZM97 152V151H96ZM127 152V151H126ZM125 152V153H126ZM161 152V151H160ZM166 152H168V150L167 151H165L164 153H166ZM170 152V151H169ZM173 152V151H172ZM183 152V151H182ZM186 152V151H185ZM110 153V152H109ZM132 153V152H131ZM130 153V154H131ZM140 153V152H139ZM144 153H146V152H144ZM150 153H152V151L150 152ZM157 153V152H156ZM164 153H162V154H164ZM184 153V152H183ZM188 153H190L189 151H188ZM221 153V154H222ZM238 153H240V152H238V150H237V153L235 154V155H237ZM257 153V154H258ZM263 153H264V151H263ZM262 153V154H263ZM98 154V153H97ZM136 154V153H135ZM147 154V153H146ZM153 154H154V151H153ZM152 154V155H153ZM159 154V153H158ZM157 154V155H158ZM178 154V153H177ZM176 154V155H177ZM179 154H181V152H179ZM221 154H218V155H220L221 156ZM261 154V155H262ZM127 155V154H126ZM167 155V154H166ZM170 155H172L171 153H170ZM223 155V154H222ZM240 155H241V153H240ZM14 156V155H13ZM146 156V155H145ZM191 157L193 156V155H190ZM215 156H217V154L215 155ZM219 156V157H220ZM224 156V155H223ZM223 156H221L220 157V159L223 157ZM248 156V155H247ZM256 155L254 154V157H255ZM258 156H260V153H259V155ZM262 156H264V154L262 155ZM261 156V158L260 157H258L259 159H262L263 157ZM99 157H101V156H99ZM98 157V158H99ZM113 157V156H112ZM143 157H144V154H143ZM181 157V156H180ZM187 157V156H186ZM189 157V156H188ZM201 157V156H200ZM211 157V156H210ZM219 157H217V159H219ZM235 157H237V156H235ZM242 157V156H241ZM249 158L251 157V156H248ZM150 158V157H149ZM158 158H161V156L160 157H157L156 159H158ZM169 158H170V156H169ZM169 158L167 159L168 161H166L165 162V160H164V162L165 163H167V162H169ZM176 158V157H175ZM212 158V157H211ZM211 158L209 159V156H208V160H211ZM228 158V154H227V156H225V159H227ZM230 158V157H229ZM233 158H234V156H233ZM256 158V157H255ZM257 158V159H258ZM151 159V158H150ZM189 160H190V158H188ZM199 159H201V158H199ZM205 159V158H204ZM206 159V160H207ZM216 159V158H215ZM216 159V160H217ZM225 159H223V161L222 162H226V161H224ZM232 159V158H231ZM239 159H240V157H239ZM138 160V159H137ZM136 160V161H137ZM163 160V159H162ZM178 160V159H177ZM228 160H230V159H228ZM246 160V159H245ZM248 160H250V159H248ZM103 161V160H102ZM120 161V160H119ZM147 161V160H146ZM180 161V160H179ZM179 161H177L178 163H179ZM182 161H183V159H182ZM184 161H185V159H184ZM187 161V160H186ZM190 161H192V160H190ZM202 161H203V157H202ZM212 161V160H211ZM214 162H215V164H216V161L215 160H213ZM212 161V162H213ZM239 161V160H238ZM237 161V158H234V160H231V164L234 162H236V163H241V162H245V161H242V159H241V161L240 162H238ZM101 162V161H100ZM128 163L130 162V161H127ZM152 162V161H151ZM176 162V161H175ZM204 162V164H205V160L203 161ZM220 162V161H219ZM256 162V161H255ZM255 162H253L254 164H255ZM259 162V161H258ZM260 162H261V160H260ZM25 163H27V164H29V165H31L32 166V168H33V170H32V173H30V174H25V172H24V164ZM47 163H49V164H54V163H57L58 165H63L64 164V161L63 160H59V161H56V160H49V161H47ZM149 163V162H148ZM171 163V162H170ZM182 163V162H181ZM249 163V162H248ZM247 163V164H248ZM101 164V163H100ZM118 165H119V162L117 163ZM139 164V163H138ZM144 164V163H143ZM146 164V163H145ZM144 164V165H145ZM169 164V163H168ZM187 164H188V162H187ZM191 164H192V162H191ZM212 164V165H211ZM246 163H245V165H247ZM254 164H252V163H250V165H254ZM260 164H262V163H260ZM105 165V164H104ZM108 165V164H107ZM143 165V166H144ZM152 165V164H151ZM155 165H157V164H155ZM154 165V166H155ZM159 165V164H158ZM242 165H244V163L242 164ZM123 166H125V165H123ZM153 166V167H154ZM160 166V165H159ZM188 166H190V164L188 165ZM191 166V167H192ZM210 166V167H209ZM214 166H217V165H214ZM220 166V165H219ZM218 166V167H219ZM230 166V165H229ZM249 166V165H248ZM258 166V164H257V162H256V167ZM100 167H102V166H100ZM118 167V166H117ZM125 167H127V166H125ZM145 167H146V165H145ZM150 167V166H149ZM157 167V166H156ZM155 167V168H156ZM162 167V166H161ZM161 167H160V169H161ZM181 167H182V165H181ZM181 167H180V169H181ZM190 167V168H191ZM221 167V166H220ZM230 167H232V166H230ZM7 168H11V169H9V170H6ZM106 168V167H105ZM144 168V167H143ZM152 168V167H151ZM159 168V167H158ZM174 168V167H173ZM184 168V167H183ZM188 168V167H187ZM211 168H213L216 172H214ZM150 169V168H149ZM159 169V170H160ZM180 169H178V171L180 170ZM231 169V168H230ZM252 170L253 169H255L254 167H252L251 168ZM147 170V169H146ZM181 170H183V169H181ZM187 170V169H186ZM186 170H183V172H181L180 174H179V176L181 175L182 176V178H184V176H183V174L185 173L184 171H186ZM188 170H190V169H188ZM187 170V171H188ZM235 170V169H234ZM246 170V169H245ZM97 171V172H96ZM221 171V170H220ZM236 171V170H235ZM234 171V172H235ZM248 171H250V170H248ZM100 172V171H99ZM103 172V171H102ZM101 172V173H102ZM109 172V171H108ZM123 174L125 173V172H122ZM165 173V172H164ZM195 173V174H194ZM244 173V172H243ZM261 173V172H260ZM120 174V173H119ZM146 174V173H145ZM163 174V173H162ZM223 174V173H222ZM225 174V175H224ZM224 176H226V178H227V175H229V174H227V170H226V172H224ZM234 174V173H233ZM235 174H237V173H235ZM254 174L255 175H257L256 174V171L254 170ZM99 175V174H98ZM142 175V174H141ZM144 175V174H143ZM164 175V174H163ZM247 175V174H246ZM174 176V175H173ZM221 176V175H220ZM248 176V175H247ZM111 177V176H110ZM118 177V176H117ZM124 177V176H123ZM157 177V176H156ZM167 177V178H166ZM230 177H231V175H230ZM233 177V176H232ZM231 177V178H232ZM251 177V176H250ZM258 177H259V175H258ZM178 178H179V180H178ZM225 178V179H226ZM78 179V178H77ZM128 179V178H127ZM224 179V180H225ZM228 179V178H227ZM80 179H78V181H79ZM150 180V179H149ZM152 180V179H151ZM233 179H231V181H232ZM249 180H255V182H257V180H259L258 178L257 179H254V178H249ZM137 182V181H136ZM146 182V181H145ZM144 182V183H145ZM66 183V184H65ZM77 183V182H76ZM93 182H91V184H92ZM132 183L133 182H131V185H132ZM135 183V182H134ZM70 186H69V185ZM139 184V183H138ZM231 184H233V182L231 183ZM258 184H259V182H258ZM137 185V184H136ZM140 185V184H139ZM66 186H68V187H66ZM94 186V185H93ZM92 186V187H93ZM109 186V185H108ZM111 186V185H110ZM224 186H226V185H223V187ZM228 186V185H227ZM226 186V187H227ZM233 185H231L230 186V188L232 187ZM98 187H99V185H98ZM97 187V188H98ZM102 187V186H101ZM135 187V186H134ZM63 188V189H64ZM79 188V187H78ZM96 188V189H97ZM100 188V187H99ZM107 188V187H106ZM159 188H163V192L160 194V196H159V198L158 199H156V198H154L155 196H156V189H159ZM228 188V187H227ZM81 189V188H80ZM110 189V188H109ZM122 189V188H121ZM132 189V188H131ZM257 189V188H256ZM82 192L83 193H88V192H85V189L82 187ZM100 190V189H99ZM127 191V190H126ZM132 191V190H131ZM134 191V192H135ZM79 192H81L80 190L78 191V193ZM124 193H127V192H124ZM130 193V192H129ZM132 193H133V191H132ZM242 193V192H241ZM240 193V194H241ZM60 194V193H59ZM84 194V195H85ZM123 193H121V195H122ZM247 194V193H246ZM82 195V194H81ZM244 195V194H243ZM60 197H61V195H59ZM114 196H116L115 198H114ZM123 196V195H122ZM127 196H129V195H127ZM67 197H66V199H65V203L68 201L67 200ZM118 197H119V195H118ZM121 197V196H120ZM124 197H125V194H124V196L122 197V199H124ZM130 197V196H129ZM101 198H102V200H101ZM61 199H62V197H61ZM98 199H100V200H98ZM113 199H115V200H113ZM186 201H185V200ZM257 199H260V196H259V198H257ZM98 200V201H97ZM128 200V199H127ZM59 201H60V199H59ZM84 201H85V199H84ZM97 201V202H96ZM100 201V202H99ZM259 201V200H258ZM123 202H126L125 204H123ZM187 203V204H188ZM88 204V203H87ZM123 204V205H122ZM190 205H192V204H190ZM163 206L164 207H171V208H169V209H167V213L168 212H171L172 210H173V212H174V215H175V218H177V219H179V223L177 224V227H174L175 225L173 224H171V222H170V224H171V226H173V228H177V230L175 231V229H173V228H171V226H170V224H168V222L166 221H164V215H165V212H166V210L164 211V214L163 215H161L160 213H158V211L157 210H159L160 211V209H162L163 208ZM189 207V208H188ZM41 208V207H40ZM208 208V207H207ZM39 209V208H38ZM64 211H63V210ZM79 209H80V211H79ZM45 211V210H44ZM35 213V212H34ZM62 213V214H63ZM166 213V214H167ZM190 213H191V211H190ZM190 213H188V214H190ZM226 213H228V212H226L225 211V213H223V215L225 214L226 215ZM229 213H231V211L229 212ZM228 213V214H229ZM58 214H61V213H58ZM29 215V216H28ZM28 215H26V214H24V215H22V217H24V218H26L25 220H27L29 217H31V213L30 214H28ZM32 215H33V213H32ZM63 215H65V214H63ZM63 215H61V216H63ZM80 215V216H79ZM28 218H27V217ZM163 216V217H162ZM168 216V215H167ZM173 216V215H172ZM208 216V215H207ZM210 216V215H209ZM44 217V216H43ZM64 217V216H63ZM229 217V216H228ZM237 217H240V214H238L237 215ZM65 218V217H64ZM63 218V219H64ZM85 218H84V220H85ZM174 218V217H173ZM199 218L201 219L202 217L201 216H199ZM199 218L197 219V220H199ZM210 218H211V216H210ZM60 219H61V217H60ZM169 219V218H168ZM172 219V218H171ZM170 219V220H171ZM230 219V218H229ZM258 221L260 220L259 218H256ZM29 220V219H28ZM30 220H32V218L30 219ZM55 220H57V219H55ZM67 220V219H66ZM65 220V222H67ZM174 220V219H173ZM205 220V219H204ZM203 220V221H204ZM230 220H232V222H233V219H230ZM33 221V220H32ZM81 221V222H82ZM86 221H87V219H86ZM196 221V220H195ZM256 221V220H255ZM25 222V221H24ZM59 222V221H58ZM63 222V221H62ZM232 222H230V223H232ZM84 223H85V221H84ZM167 223V224H166ZM198 223V222H197ZM204 223V222H203ZM202 223V224H203ZM206 224H208L207 222H205ZM230 223H227V221L224 219V220H222L216 227L218 228V229H220L221 227H223V228H225V226L228 224H230ZM236 223H237V221H236ZM180 224H184V227H182V228H184V230L182 229V231H181V227H179V225ZM235 224V223H234ZM256 224V223H255ZM59 225H60V223H59ZM59 225H56V228L57 227H59ZM62 225V224H61ZM169 225V226H168ZM188 225V226H187ZM13 227H16V228H14L13 229ZM208 227V226H207ZM227 227V226H226ZM55 228V227H54ZM190 228H191V226H190ZM197 228V227H196ZM204 228V227H203ZM258 228L259 229H261V226H258L256 229H253L252 231H257L258 230ZM59 229V228H58ZM61 229V228H60ZM171 229V231L173 232V231H175V232H173V233H170L171 231H169ZM173 229V230H172ZM225 229H227V228H225ZM235 229V228H234ZM263 229V228H262ZM93 230V231H92ZM205 230H206V228H205ZM231 230H233V229H231ZM102 231L103 232H109V231H111L112 232V234L113 235H111L110 236V238L109 239H107L106 238V235L108 234H106L104 237H102V236H100V232L102 233ZM211 231V230H210ZM250 231V230H249ZM251 231V232H252ZM255 231V232H256ZM59 232V231H58ZM89 232V233H90ZM216 232V231H215ZM240 232V231H239ZM244 233H245V231H243ZM203 233V236H205L206 234H204V232H202ZM219 233V232H218ZM217 233V234H218ZM226 234H227V232H225ZM249 235H251L249 232H247ZM247 233H246V235H247ZM259 233V232H258ZM257 233V234H258ZM105 234V233H104ZM197 234V235H196ZM200 234H201V232H200ZM213 234H214V237H216L215 236V233L213 232ZM222 234V233H221ZM220 234V235H221ZM240 234V233H239ZM261 234H262V232H261ZM261 234H259L260 236H261ZM102 235H103V233H102ZM196 235V236H195ZM207 235H208V233H207ZM229 235H231V234H229ZM237 235V234H236ZM245 235V234H244ZM186 236H189V238L187 239L186 238ZM211 236H213V235H211ZM222 236V235H221ZM224 236V235H223ZM234 236V235H233ZM239 236V235H238ZM243 236V235H242ZM201 237V236H200ZM229 237V236H228ZM236 237V236H235ZM244 237V236H243ZM250 237H252V236H250ZM262 237H263V235H262ZM193 238H195V239H193ZM208 238V237H207ZM207 238H206V241H207ZM238 238V237H237ZM91 239H93V240H91ZM186 239V240H185ZM198 239V238H197ZM199 239H201V238H199ZM209 239V238H208ZM215 239V238H214ZM223 239H225V238H222V237H220V238H216L215 239V241H214V243L212 242V243H210V242H208V243H210L209 244V246L206 248V249H204V247H206V246H202V245H200V247L204 250V252H207V254L210 256V257H212V258H216L215 260L216 261H222L221 263H223V264H234L236 261H239V257L241 256H243L242 255V253H241V251L244 253V254H251L252 253V251H248L247 250V248L245 247V245L244 244H242V242L240 243V244H238V243H235V244H233V245H231L233 242H230V240H223ZM240 239V238H239ZM186 241L185 243H184V241ZM205 240V239H204ZM41 241H43V243H41ZM190 241V240H189ZM199 241H201V240H199ZM206 241H204V242H206ZM213 241V240H212ZM232 241V240H231ZM258 241V240H257ZM257 241H256V243H257ZM235 242V241H234ZM237 242H238V240H237ZM193 243H190V245L193 247L194 246V244ZM253 243V242H252ZM261 243V242H260ZM203 244H206V243H203ZM263 244V243H262ZM176 245V246H177ZM189 245V246H190ZM237 245H240V246H237ZM248 245V244H247ZM254 245V244H253ZM249 246V245H248ZM174 247V246H173ZM264 247V246H263ZM193 248H196V247H193ZM253 248V247H252ZM176 249V251H178L177 250V248H175ZM197 249H199V248H196L195 250H196V252H198V250ZM255 249H256V247H255ZM168 250V249H167ZM167 250H166V252H167ZM172 250H174L173 248H172ZM184 250V249H183ZM251 250V249H250ZM262 250V249H261ZM153 251V252H152ZM169 251V250H168ZM253 251H254V249H253ZM179 252V251H178ZM195 252V253H196ZM204 252L203 253H200V254H204ZM251 252V253H250ZM153 254V255H152ZM176 254H177V252H176ZM138 255L137 256H134V257H138ZM204 255H206V254H204ZM203 255V256H204ZM255 255V254H254ZM142 256V255H141ZM175 256V255H174ZM173 256V257H174ZM173 257H167L168 258V260L171 258V259H174ZM177 257V256H176ZM190 257V256H189ZM205 257V256H204ZM167 258H165V259H167ZM196 258V257H195ZM246 258V257H245ZM138 259V258H137ZM139 259H140V256H139ZM176 259H178V257L176 258ZM197 259H199L198 257H197ZM197 259H194L196 262H201L202 261V259H199V261H197ZM207 259H210V258H207ZM152 260V259H151ZM175 260V259H174ZM191 260V259H190ZM240 260H241V258H240ZM246 260V259H245ZM244 260V261H245ZM248 260V259H247ZM259 260V259H258ZM164 261V260H163ZM195 261H193V262H195ZM215 261V262H216ZM244 261H243V263H244ZM137 262H138V260H137ZM137 262H136V264H137ZM144 262V261H143ZM172 262H174L173 260H172ZM175 262H176V260H175ZM195 262V263H196ZM203 262V261H202ZM201 262V263H202ZM247 262V261H246ZM245 262V263H246ZM254 262V261H253ZM139 263H141V262H139ZM146 263H148V262H146ZM166 263H167V261H166ZM165 263V264H166ZM169 264H171V261H169L168 262ZM167 263V264H168ZM178 263V262H177ZM200 263V264H201ZM206 263V262H205ZM145 264V263H144ZM174 264V263H173ZM202 264H204V263H202ZM218 264V263H217ZM237 264V263H236ZM247 264V263H246Z\"/></svg>","mask_w":264,"mask_h":264},{"label":"rangeland","instance_id":"2","mask_svg":"<svg viewBox=\"0 0 264 264\" xmlns=\"http://www.w3.org/2000/svg\"><path fill=\"white\" fill-rule=\"evenodd\" d=\"M110 1V0H109ZM174 1H176V2H174ZM178 1H180V0H173V1H171V2H173V3H175V4H178L177 2ZM184 1V0H183ZM233 2H235V3H233V2H228L229 4H228V6H230L229 7V9H231L232 7L231 6H234L233 8L234 9H238L239 11H241L240 13H241V16H239L240 18H238V15H240V14H236V18L237 19H235V20H233V21H235L236 22V20H239V19H241V17H242V19L241 20H244V22H246L245 21V19H243L244 18V16H246V14H249V12H248V9H247V7L245 6V5H248V4H250L249 6H254L255 4H257V3H260V2H262L263 0H254L255 1V4L253 5V4H251V3H254V1L253 0H232ZM247 1H249V3L247 2ZM111 2L113 3V0H111L110 2H108V3H110L111 4ZM188 2V1H187ZM240 2H242V3H240ZM247 2V3H246ZM107 3V4H108ZM233 3V4H232ZM246 3V4H245ZM109 4V5H110ZM186 4V3H185ZM232 4V5H231ZM236 4V5H235ZM240 5V6H238V5ZM244 4V5H243ZM187 5H189V3H187ZM243 5V6H242ZM258 5V4H257ZM260 5V4H259ZM237 6V7H236ZM98 8V7H97ZM97 8H94L95 10H97ZM244 8V9H243ZM94 9H93V11L92 12H95L94 11ZM99 9V11L101 10V7H99L98 8ZM110 9V8H109ZM186 9V8H185ZM234 9H232L233 11H235V13H239V12H236L237 10H234ZM242 9V10H241ZM247 9V10H246ZM262 9H264V7L262 8ZM106 10V9H105ZM108 10V9H107ZM179 10V8H177V10L176 11H178ZM231 10V11H232ZM98 11V10H97ZM175 11V12H176ZM186 11V10H185ZM192 11V10H191ZM191 11H187V12H191ZM101 12V11H100ZM186 13V12H185ZM235 13L233 12V15H235ZM243 14H245V15H243ZM174 15H176L177 16V12H176V14L174 13ZM219 15H222V14H218L217 15V17L219 16ZM105 15H103L102 14V17H101V15L99 16V18H105V17H107V16H105ZM97 18L94 20V19H92V20H94L95 22L96 21H98V16H96ZM187 17H192L190 14H188L187 15ZM216 17V18H217ZM246 17H248V15L246 16ZM94 18H95V16H94ZM222 18V17H221ZM223 18L224 19H226L225 17H224V15H223ZM222 18V19H223ZM121 19V18H120ZM119 18L117 19V21H114V23L113 22H108L107 24H106V26H105V29L103 28L104 26H103V24H102V26L100 27L99 25L98 26H95V24H93L94 26L93 27H91L90 29H92L93 28V31H95V29L97 28L98 29V31L100 32V34L99 33H97V35H95V40L97 39V36H98V38H99V41L98 40H96V42H95V44L97 43V42H100V44L101 43H103V44H101V45H103L102 46V48L103 49H105L106 50V52H107V50H110L111 51V49L113 48V46H114V49H112L113 50V52L111 51V55H114V56H116L117 54L116 53H118L119 52V49H122V50H120V54L118 53V55L119 56H121L122 55V53L124 54V55H122V56H124V57H126L127 55H129V52H130V54H132L131 53V49L133 48V46H131V41H132V37L131 36H128L129 34H128V32L129 31H127V30H129V28H130V25L129 24H135L136 22L135 21H133V20H131L130 18V20H128V22H125L124 23V21L125 20H123V19H121L120 20ZM176 19H178V16L176 17ZM175 19V20H176ZM247 19H249V18H247ZM228 20V19H227ZM227 20H222L221 21V19L219 20V22H221V26L223 27V29L225 28H227V26H228V28L229 27H233V26H230V25H233V21L231 22V21H229V22H231V24L229 23L228 25H226L225 26V23L227 24L228 23V21ZM240 20V21H241ZM250 20V19H249ZM99 21H100V19H99ZM98 21V22H99ZM191 21V20H190ZM185 22V23H183L182 25H180V26H185V29L186 30H188V32L190 33V35L191 34H193L194 32H193V29L194 30H196L195 29V27H194V21L192 22ZM225 21H227V22H225ZM93 22V21H92ZM94 22V23H95ZM120 22V23H119ZM133 22V23H132ZM234 22V23H235ZM242 22V21H241ZM236 22L235 24H237V23H239L240 25H237V27H236V25L234 24V29H236L238 32L240 31V30H244V26H245V23L244 22ZM118 24V26H117V24ZM127 23H128V25H127ZM167 23V21H164L163 22V25L161 24V25H159L160 26V28H158L159 26H157V27H155L154 29H155V31H157V32H155V31H152V30H154V29H152V30H150V32H154L153 34H156V33H158V30H159V33L161 32H163L164 33V28H166L165 27V24ZM246 23H248V21L246 22ZM92 24L90 25V26H92ZM111 25L113 28H110L109 26H107V25ZM122 24H124V25H122ZM116 25V26H115ZM121 27H120V26ZM162 26V27H161ZM170 26V25H169ZM189 28H193L192 29V31L190 30V29H187L188 27ZM116 27V28H115ZM119 27V28H118ZM246 27H247V24H246ZM245 27V28H246ZM95 28V29H94ZM100 28H101V30L102 31H100ZM156 28H158V30L156 29ZM161 28H163V29H161ZM182 27H180V29H181ZM240 30H239V29ZM243 28V29H242ZM248 28V27H247ZM109 29V30H108ZM110 29L112 30V31H110ZM115 29V30H114ZM118 29V30H117ZM119 29H120V34H119V32H117V31H119ZM123 29L124 30H126V31H123ZM184 29V30H185ZM109 31V32H104V33H106V34H104V33H102L103 31ZM114 30V31H113ZM133 32L135 31V28H134V30L133 29H131ZM171 30H172V32H174V29L173 28H170V32H171ZM185 30V31H186ZM190 30V31H189ZM247 30V29H246ZM116 31V32H115ZM111 32V33H110ZM125 34H124V33ZM150 32H147L146 33V42H145V44H144V46H146V48L143 46V49H142V51H139L141 48H138V50H136V52H134V53H142V55H140V56H138L137 55V57H140L141 59L139 60V58H137L136 57V62H138L137 63V65H142V66H140V68H143V69H146V71L144 72V73H150V71L152 70V69H150V65H151V68H153L154 69V67H155V64H157V61H156V58H155V55H151V51H152V49H150L149 50V48H148V45H150L149 43L150 42H152V39L153 38H151V39H149L148 37H152L151 35H152V33H150ZM102 33V34H101ZM149 33V34H148ZM166 33V32H165ZM164 33V34H165ZM181 33H183V32H181ZM198 33V32H197ZM243 34L245 33L244 31L242 32ZM95 34H96V32H95ZM108 34V35H107ZM168 34H170L169 32H168ZM167 34V35H168ZM238 34H240L241 35V31L238 33ZM100 35V36H99ZM104 35H107V36H105L104 37ZM111 35V36H110ZM163 35V34H162ZM172 35H175L176 36V34H172ZM109 36V37H108ZM115 38H114V37ZM122 36V38H120ZM123 36H124V38H123ZM165 36H166V34H165ZM175 36H173V37H171V35H170V40L173 42L174 40V37ZM182 36H183V34H182ZM182 36H180V40L182 39ZM242 36V35H241ZM244 36H245V38H247V39H249L250 37L248 36L247 37V35H245L244 34ZM101 37V38H100ZM104 37V41H103V38ZM107 37H108V39H107ZM111 37V38H110ZM119 39V40H116L117 38ZM169 37V36H168ZM93 38H94V36H93ZM107 40H106V39ZM109 38H110V40H111V42H110V40H109ZM112 38H114V41H113V39ZM198 38H199V40H198ZM201 37L199 36V35H197V36H195V39H189V38H187V37H183V39L185 40H181L182 42H184L185 43V45H186V49L187 48H189V46L192 48V47H195V49L196 48H198L200 45H201V42L203 43V40H202V38L200 39ZM241 38H244V37H241ZM245 38L242 40L243 41V43L245 42V47L243 46V49L244 48H247L248 49V47L250 46V48L252 49L253 48V46H255L256 47V45H258V41L257 42H254V41H252L251 42V40L248 42V41H245ZM252 38V37H251ZM254 38V37H253ZM127 39V40H126ZM147 39H149V41H147ZM167 39V40H166ZM165 39V41L164 42H167L169 39L168 38H166ZM175 39H176V37H175ZM178 39V38H177ZM103 42H102V41ZM108 40H109V42H108ZM130 40V41H129ZM254 40V39H253ZM260 40V39H259ZM113 41V42H112ZM115 41H116V43H115ZM121 41H123L122 43H123V45H122V43H121ZM126 41H128V42H126ZM197 41V42H196ZM241 41V42H242ZM261 41V40H260ZM107 42V43H106ZM119 42H120V44H119ZM130 42V43H129ZM189 42V43H188ZM198 42H200V43H198ZM127 45H126V44ZM246 43H252L251 45L250 44H246ZM253 43L255 44V45H253ZM262 43V42H261ZM261 43H259V44H261ZM264 43V42H263ZM263 43L261 44V45H258V48H257V50L256 49H252L251 51H250V49H245V50H247V51H245V50H243V49H240V51H239V54L240 55H243L244 56V59H243V56H240L239 54H237V50L235 51V49L233 48V49H230V48H228L229 50H225L226 52H223V51H218L217 52V54H216V56H215V62H214V60L211 62V61H198L197 62V64H196V62H195V64L197 65V67L199 68H195V69H193V68H190V69H192V70H188V68L185 66V64H184V62H181V64H179L178 65V69L177 70H174V72L172 73L171 72V74L169 73L170 71H168L167 73H166V75L167 74H170V76L172 75H175V72H177L176 73V75H175V78H174V81L172 80L173 79V77L171 76V77H169L170 79H166V80H169V81H166V82H168V87L169 86H173L172 87V89H169V88H171V87H169L168 89L170 90V91H173V92H171V98H173V96H175V97H177V94L179 95L178 96V98L180 97V98H182L183 99V97H184V100H182V102L180 101V105L179 106H177L178 108H180V107H182V104H185V107L186 106H190V105H186V102L188 103V101H191V102H193L196 98H199L200 99V96H203L204 94H205V96H203V97H208V98H210L209 96L210 95H208L207 94V92H211L212 93V95H211V101H213L215 98L214 97H216L217 99H219L220 98V100H222V101H225V102H229L228 103V106H234V105H236V102H237V100L239 99V96H240V98L242 97V98H244V100H245V98H248V105L250 106L249 108H252V105H253V99L255 98V97H257V96H255V94H257V91H258V89H257V91H256V93L255 94H253V92L249 95V90L251 89V90H253V88H252V86L254 85L253 83H252V81L254 80V78H255V80H257V82H256V84H260V80H258L261 76H264L262 73H264V71H263V69H264V66H262L263 64H264V62H260L259 61V59L261 60V59H264V57H262V56H264V52H262V53H260V50H259V48L261 49L262 47H259V46H262L263 45ZM99 43H97V45H98ZM98 45V46H96L95 45V47H97V48H99L100 50H101V48L99 47V46H101V45ZM112 44H114V45H112ZM188 44V45H187ZM110 45V46H109ZM129 45V46H128ZM127 46H128V48H127ZM252 46V47H251ZM109 47V48H108ZM119 47V48H118ZM123 47H124V49H126V50H123ZM126 47V48H125ZM263 47H264V45H263ZM148 48V49H147ZM226 48V47H225ZM224 48V49H225ZM105 50H104V53H106L105 52ZM116 50V51H115ZM129 52H128V51ZM147 50V51H146ZM256 50V51H255ZM110 51H109V53H110ZM114 51H115V53H114ZM126 52L127 54H125L124 52ZM146 51V52H145ZM180 51H181V49H180ZM180 51H178V52H180ZM183 51V50H182ZM244 51V52H243ZM253 51V52H252ZM255 51V52H254ZM259 51V53H257ZM262 51V50H261ZM144 52V53H143ZM148 52V53H147ZM195 51L193 50V53H194ZM229 52V53H228ZM247 52H249V54H246ZM250 52H252V53H250ZM108 53V52H107ZM106 53V54H107ZM114 53V54H113ZM133 53V54H134ZM146 53H147V55H146ZM150 53V56H148V54ZM153 53V52H152ZM180 53H182V52H180ZM184 53H185V51H184ZM220 53H223L224 55V57L222 56V54H220ZM132 54V55H133ZM145 54V55H144ZM183 54V53H182ZM190 55V54H188V52L186 51V53L185 54H183V58H184V55H185V57L187 56V55ZM117 55V56H118ZM221 55V56H220ZM233 55V56H232ZM236 55V56H235ZM237 55H238V57H237ZM247 55H250V56H247ZM253 55H256L255 57L253 56ZM117 56H116V58H117ZM118 56V57H119ZM141 56H143V57H145V59H146V61H144V59L141 57ZM152 56H154V58H152ZM180 56H181V54H180ZM226 56V57H225ZM260 58H259V57ZM150 57V58H149ZM187 57H189V56H187ZM217 57L218 58H220L221 60H220V63H219V59H217ZM236 57V58H235ZM242 57V58H241ZM115 58V59H116ZM119 58H122V57H119ZM149 58V59H148ZM181 58H182V56H181ZM239 59V60H235V59ZM222 59H223V61H222ZM153 62H152V61ZM236 61V63H235V61ZM243 60V61H242ZM257 60H258V62L259 63H262V64H258V62H257ZM140 61V62H139ZM142 61H144V62H142ZM156 61V63L155 64H152V63H154ZM224 61H226V62H224ZM227 61H229V62H227ZM234 61V62H233ZM237 61H239V62H237ZM257 62V64H255L256 62ZM262 61H264V60H262ZM142 62V63H141ZM146 62H147V64H146ZM149 62V63H148ZM201 62V63H200ZM224 63V65H222V63ZM253 62V63H252ZM183 63V64H182ZM208 63H209V65H208ZM210 63H212V64H210ZM226 63V64H225ZM233 63V64H232ZM246 63V64H245ZM150 64V65H149ZM200 64V65H199ZM202 64V65H201ZM214 64V65H213ZM242 64V65H241ZM252 64H255V66L253 65V67H252ZM148 65V67H146V66ZM219 65V66H218ZM221 65V66H220ZM233 66V68H232V66ZM258 65H259V67H258ZM153 66V67H152ZM186 67V69H185V71H183V74H181V73H178V71H180V70H183V68L184 67ZM204 66H206V67H204ZM217 66V67H216ZM225 68L224 70L225 71H229V70H232L231 72H233V70H234V72L236 71L237 73H236V75H235V73L233 72V74L231 73V72H228V74L229 73H231V75H233V77L235 76V78H233L232 80L230 79L231 77V75L230 76H228L227 78H229L230 80L229 81H232V82H229L228 81V79H225L226 78V76L225 77H222V75L223 74H225V73H223V67ZM236 66V67H235ZM240 66V67H239ZM245 66H246V69L248 70V72H250L251 71V74L250 73H248L247 72V70L245 69ZM250 66L251 68H253V70H254V68H255V70H256V68L258 69V71L256 72L255 70L253 71V70H251V68L248 67ZM257 66V67H256ZM261 66L263 67V68H261ZM204 67V68H203ZM221 69H219V68ZM222 67V68H221ZM243 67H244V69L245 70H243V71H238V70H242L243 69ZM150 70H149V69ZM214 68V69H213ZM236 68V69H235ZM242 68V69H241ZM172 69V68H171ZM168 70V69H167ZM195 70H196V72H195ZM216 70V71H215ZM218 70H220V71H218ZM250 70V71H249ZM260 70H262V71H260ZM188 71V72H187ZM190 71V72H189ZM194 72V74H192L193 72ZM200 73H199V72ZM246 73H245V72ZM260 71V72H259ZM30 72H31V70H30ZM187 73V75L185 74V73ZM213 72V73H212ZM217 72V73H216ZM221 74V72H222V75H220L219 73ZM241 72H243V73H241ZM258 72L261 74H258ZM262 72V73H261ZM197 73V74H196ZM240 73H241V76H239L240 75ZM245 73V74H244ZM255 73V74H254ZM179 74V75H178ZM190 74V75H189ZM215 74V75H214ZM246 74L248 75L249 74V77L248 76H246ZM257 74V75H256ZM177 75L179 76V77H177ZM180 75H182V77H183V75H184V78H182V77H180ZM192 75H193V78H192ZM197 75V76H196ZM199 75H201V76H199ZM202 75H204V76H202ZM242 75H243V78H240V77H242ZM253 75H255V76H253ZM168 76V75H167ZM194 76H196V77H194ZM210 76V77H209ZM245 76V77H244ZM250 76H252V77H250ZM258 76V77H257ZM199 77V79H197ZM214 77H216V78H214ZM219 77H221V78H219ZM237 77V78H236ZM239 77V78H238ZM181 78V79H180ZM189 78H191L190 80H189ZM209 78V79H208ZM212 78H214V80L212 79ZM224 78V80H222ZM247 79V80H245L244 81V79ZM250 78L251 79H253V80H251V83H252V86H251V83L250 82H248V79H249V81H250ZM256 78H258V79H256ZM262 78V77H261ZM184 79V81H182ZM211 79V80H210ZM235 79H238V80H235ZM240 79H242L241 81L242 82H240L239 80ZM173 81V83L171 82V81ZM179 80H180V83H179ZM187 80V81H186ZM194 80V81H193ZM204 80V82H202ZM182 81V82H181ZM187 82V84H186V82ZM198 81H200V82H198ZM214 81V82H213ZM220 81V82H219ZM226 81H228L229 83H227ZM258 81H259V83H258ZM178 82V83H177ZM218 82H219V85L217 86V84H218ZM236 84H235V83ZM239 82H240V84L241 83H245V85L247 84V82H248V86L246 85V87H245V85L244 84H239ZM36 83V85H35V87H42V85H38V82H35ZM169 83H170V85H169ZM186 85H185V84ZM188 83H190V84H188ZM217 83V84H216ZM221 83V84H220ZM232 83V84H231ZM238 83V84H237ZM255 83V82H254ZM198 84H202V86L203 87H205V88H200L199 87V85ZM222 84H224V87L222 86ZM231 85V86H229V85ZM255 84V86H256V88H257V86L258 85H256ZM38 85V86H37ZM178 85V86H177ZM188 85H191V86H188ZM209 85V86H208ZM221 85V86H220ZM196 86H198L199 87V91H201L200 89H202V91H201V94H199L200 92H198V90L196 91ZM215 86V87H214ZM219 87V88H221L218 92L219 93H214V95H213V91H211L210 90V88H212V87H214L213 88V90L216 88L217 89V87ZM228 86V87H227ZM251 86V87H250ZM176 87V88H175ZM181 87H183V88H181ZM189 87H194V88H189ZM249 88L248 90L247 89H245V88ZM106 88V87H105ZM105 88L103 87V89L105 90ZM181 88V89H180ZM184 88H185V90H184ZM222 88L224 89V88H227V89H224L223 91H222ZM234 88H235V90H234ZM242 88V89H241ZM102 88H101V90H103ZM177 89H179V90H177ZM187 89V90H186ZM215 89V91H217ZM233 89V90H232ZM103 90V91H104ZM111 90V89H110ZM174 90H176V91H174ZM190 91V90H194L196 93H194L193 91H190V93L192 94H194V96L193 95H190L189 94V92H187V91ZM205 90H209V91H206L205 92ZM244 91V92H242V91ZM103 91H102V95L105 93L106 95L104 96V97H106V98H104L103 96H101V97H103V98H101L100 96H97V100L94 102V113H93V117L95 116V115H98L100 112H104V111H106V110H108L107 112H109V110L110 111H112L113 112V110L114 111H117V113H115L114 115H113V119H109V124H111L112 123V125H114L115 124V126L117 127V128H119V124H120V128H124V127H134L135 126V124L136 125H138V124H140L141 123V121L143 120V118L145 119L147 116V120L149 121V123H152V124H154L157 120L158 121H160L161 119L162 120H166L165 122L163 121L162 123H161V121H160V124H162V125H160L159 124V122H157L156 123V125L157 124H159V125H157V127L159 126V128L160 129H157L156 128V130H157V133H156V135L154 136V137H152L147 143L149 144V145H152L153 144V142L155 143L154 145H152L151 147V150H150V152L152 151V153H150L149 152V148L145 145V144H142L140 141H138V140H133V139H129V140H127V141H125L123 144H121V145H118L117 147L120 149V152H119V155H117V154H115L114 152H113V148H112V146L111 145H109V144H107V143H105L104 141H102V140H96V139H93V138H90V137H84L83 139H82V141H80L77 145H74V146H72V145H69V143H68V140H69V136H67L65 133H63L62 134V132H58L61 128L60 127H58V126H56V125H49V127H44V124H46L47 123V121L46 120H42L39 116H38V113H37V110H36V108L34 107V105H32V101L30 100V98H26V99H24V100H21V102H19L16 106H15V110H16V112H15V110L13 111V113H12V115H11V110H10V108L8 107V104H5V106L3 107V113H2V115H1V117H5V119L3 118V120H2V118L0 119V122L2 123V125H9V124H12V123H14L15 124V121H16V119H17V124H15V129H18V128H21L22 126V130L26 133L27 132V134H26V136H25V145H28V146H31V145H35V144H41V145H46V144H48L49 142H52V141H54V137L52 138V136L53 135H51V132H57V134H59V136H60V139L57 141V143H56V146H57V148H58V150H61V149H64V150H66V151H70V150H73V148H78L79 147V145L80 144H84L85 146L86 145H88V146H86V150H88V152H93V153H96L95 154V158L97 159L96 160V162H98L97 164H99V169L100 170H98V173H96V175L97 176H99V177H96V179L95 180H92V181H88L89 183L88 184H86L87 182V180H86V177L82 174H80V175H78L77 177H76V180H75V184L74 183H71V184H73L72 185V187L73 188H69L68 186H66V187H68V189H67V192H65V193H68V191H70L68 194H73V193H75L76 195H78L79 196V198H80V201L82 202V205L83 206H85L86 208H90L91 206L89 205L90 204V200H89V198H88V194H89V192L87 191V188L89 187V186H91L90 188H92L95 192H97V190L100 192L103 188H104V190H102L101 192H103L102 193V196H100V197H102L103 198V195H106L107 194V192H108V194L107 195H110L111 193V195H113L115 192H116V190L117 191H119V192H116V194H118L119 195V197H118V195H116V196H114V198L116 197V198H119V199H117V201L118 200H120V201H126V202H128L129 200L131 201L132 200V198H133V196L136 194V191L138 190V188L140 187V186H142L141 185V183L142 184H144L145 186H149V185H146V184H149L150 183V186L152 185H154V183L152 184L151 182H155V181H157V180H159L161 177H165V176H167L168 174H169V176H167L166 178L167 179H169V177H170V179H172L173 178V180H175V182H176V177H179L180 179H182L181 181H180V183H182L183 182V184L184 183H186L187 181H183V180H186V178L187 177H190V171H191V169H192V171L195 169L194 168V166H192V165H195V163L197 162V161H201L202 162V164L203 165H207V164H209V163H212V164H214V165H217V166H211V167H216V171L217 172H220V175L218 176V178L220 179V181L223 179V181L222 182H224L225 183V181L226 180H228V182L226 181V183L225 184H223V185H228L227 187L228 188H230V186L231 185H233V184H231L232 182H233V180L231 181V179H233V177L232 176H234V174L233 173H237L236 174V176H239L240 174H244V175H248L247 177L248 178H254V179H257L258 178V175H260V172L262 171V168H261V165L262 164H260V163H264V156H262L264 153H263V151H264V148H262L261 146H263L264 147V138L262 137V136H264L262 133H260L259 131V133H260V135H262L261 136V139H262V142L261 141H258V139L257 138H259V136H257V135H255V136H257V138H256V141H251V139H247V138H250L248 135H249V133L247 132V130H248V127L249 126H251V124H255V123H257V122H261V123H257L258 125H264V120H261L260 119V117L259 116H257V119H255V120H253L254 118H255V116H256V114L258 115L259 114V112L258 111H249V114H247V112H245L244 111V105H242L243 103H240V102H243V101H240L239 103H237L238 105L237 106H235L234 108H233V110L234 111H238L237 113L236 112H233V110H232V112L230 113V115L232 114V113H234V114H232L233 116H236L237 114V116L233 119V116H230V115H228V116H230V117H232V118H230V117H228L227 115V117L228 118H230V119H227V118H225L226 116H224L223 118L224 119H227V120H231L232 119V121L233 122H235L236 123V121H238L237 123H239V122H241V123H243L242 121L244 120L243 118H247L246 120H247V122H248V125H247V122L245 123V121H244V123H245V125L244 126H242V124L241 123H239V124H236L235 126H234V123H232V125L233 126H231L230 124H231V121L229 122V121H227V123H225L224 124V120L222 121V125H221V119L220 118H218V115L216 116V114L218 113L217 111L215 112L214 110H212V111H210L209 112V118L207 117L206 119L205 118H199V116L198 115H196V114H194V113H197V109L198 108H196L195 106H196V104L198 105V103H201V102H199V101H202V102H206V103H208V101H209V99H206V98H204V99H200V100H198V99H196V101H194V104H195V102H197V100H198V102L195 104V105H193V104H191V105H193V107L194 108H196V109H194V108H191V109H193V112L192 111H189V113L188 112H186V111H188V108L186 107V108H181L182 109V111H183V109L185 110V109H187V110H185V111H178L179 109L178 108H176V105H175V110H173V107L171 108L173 111H175V112H173L172 110V112L170 111L169 112V108L172 106H170V104H167V102H168V100L166 101H164L165 102V106L164 107H162L160 110H163L162 112L161 111H159L157 108H158V104L159 103H161V102H163L162 100H156V99H159V98H157V97H149V96H144V98H141V101H140V97H138V96H129L128 94H126V93H121V92H112L113 93V95H110L111 94V92H108L109 91V89L107 88V90H106V92L104 91V93H103ZM113 91V90H112ZM221 91V92H220ZM228 91V92H227ZM41 92H43V91H41ZM40 92V94H42L43 95V100L45 99V94L44 93H41ZM101 92V91H100ZM185 92H187V93H185ZM232 92H234V93H232ZM247 92V93H246ZM31 93V90L29 91V92H26V93H24V95H27L28 97L31 95L30 94ZM107 93H110V94H107ZM118 93H119V95H118ZM175 93H177V94H175ZM181 93H183V96L181 97ZM211 93H209V94H211ZM222 93H224V94H227V95H224V96H228L227 98H224V96H222ZM239 93H243V95H245L246 97H244L243 95H240ZM114 94H115V97H114V99H113V96H114ZM123 94H126V95H128L127 97L128 98H130V100L129 99H127V100H129V101H125V99H126V95H124V97H125V99H124V97L122 96ZM199 96H198V95ZM206 94H207V96H206ZM215 94H217V96L215 95ZM248 94V95H247ZM99 95H101V93L99 94ZM187 95V96H186ZM197 95V96H196ZM231 95V96H230ZM108 96H109V98H108ZM120 96V97H119ZM169 96V97H170ZM189 99L188 101L186 100L187 98ZM221 96L224 98H221ZM231 98H230V97ZM248 96H250V97H248ZM255 96V97H254ZM112 98V100H111V98ZM168 97V98H169ZM175 97H174V100H175ZM202 97V98H203ZM213 97V98H212ZM254 97V98H253ZM154 98V99H153ZM177 98V99H178ZM186 98V99H185ZM190 98H192V100H190ZM194 98V99H193ZM231 100H230V99ZM110 99V100H109ZM137 99H138V101H137ZM147 99V100H146ZM228 99L230 100V101H228ZM236 99V100H235ZM256 99H257V102H259V99L258 98H255V101H256ZM106 100V101H105ZM115 100V101H114ZM121 100V101H120ZM149 100V101H148ZM156 100V101H155ZM204 100V101H203ZM208 100V101H207ZM105 101V102H104ZM118 101H120V103H122V104H120ZM136 101V102H135ZM148 102V104H147V102ZM251 101H252V104H250L251 103ZM109 102V103H108ZM163 102V103H164ZM214 102V101H213ZM232 102V103H231ZM123 103H125L126 105H123ZM190 103V102H189ZM188 103V104H189ZM231 103V104H230ZM20 104V105H19ZM26 104V105H25ZM99 104H101V105H99ZM107 104H111V105H107ZM127 104H128V107H132V108H130V110L129 111H131L132 110V112H134L133 114H130V117H129V113H128V111H125L124 110V112L122 111V108L124 109V107H127ZM142 104V105H141ZM150 104V105H149ZM155 104H157L156 106H155ZM205 104V103H204ZM233 104V105H232ZM43 105L45 106V103H44V101H43ZM115 105V106H114ZM119 105H120V107H119ZM124 107H123V106ZM137 105H138V108H137ZM141 105V106H140ZM145 105V106H144ZM152 105H154V106H152ZM178 105V104H177ZM240 105V108L241 109H239V106ZM241 105L243 106V107H241ZM73 105L72 104H66V106L64 107V110L65 111H67V109L69 108V107H72ZM75 106H78V105H75ZM103 106V107H102ZM144 106V107H143ZM166 106H170L169 108L168 107H166ZM184 106V105H183ZM47 106H45V108H46ZM141 107H142V109H141ZM153 107H155V109L153 108ZM167 109H169L168 111L167 110H165L166 108ZM112 108V109H111ZM139 108H140V110H139ZM150 108H152V109H154V110H152L151 109V112H153V113H151L150 114ZM165 108V109H164ZM222 108H224V107H222ZM231 107H229L228 108V110L230 109ZM47 110H48V108H46ZM117 109V110H116ZM143 109H145V110H143ZM158 110V111H155V110ZM232 109V108H231ZM231 109H230V111H231ZM238 109V110H237ZM11 112H10V111ZM134 110V111H133ZM196 112H195V111ZM122 111V113H120L119 114V112H121ZM147 111H149L147 114V116H146V112ZM181 112V113H176V112ZM241 111H243V113H245V115H246V117H245V115L243 114V116H241V114H240V112ZM10 112V113H9ZM127 112V113H126ZM131 112V113H132ZM158 112V113H157ZM159 112H161V113H159ZM166 112H169V114L171 115H169L168 117H167V114H166ZM213 112H215L216 114L214 115V113ZM256 112V113H255ZM21 113V114H20ZM142 113V114H141ZM144 113V114H143ZM172 113V114H171ZM184 113H185V116H184ZM187 113V114H186ZM210 113H213L212 115H210ZM11 116H10V115ZM118 114V115H117ZM127 114V115H126ZM139 114V115H138ZM141 114V115H140ZM159 114H160V116H159ZM163 114H165V116H162ZM177 114H178V116H177ZM180 114V115H179ZM183 114V115H182ZM192 114H194V116L192 115ZM240 114V115H239ZM10 117H9V116ZM15 115V116H14ZM37 115V116H36ZM132 115V116H131ZM145 115V116H144ZM173 115V116H172ZM177 117H176V116ZM250 115V116H249ZM252 115V116H251ZM128 116V117H127ZM139 116V117H138ZM141 116H143V117H141ZM155 116V117H154ZM159 116V117H158ZM164 118H162V117ZM180 116H181V118H182V116H183V118L182 119H185L184 121L183 120H181V118H180ZM198 116V117H197ZM214 116H216V117H214ZM238 116H240L239 118H238ZM112 117V116H111ZM118 117V118H117ZM168 119H170V121L169 120H167V118ZM180 119H179V118ZM188 117H190V118H192V119H190V118H188ZM194 117L196 118L197 117V121L194 119ZM210 117H211V121H210ZM214 117V118H213ZM220 117H221V115H220ZM241 117H243V118H241ZM259 117V118H258ZM16 118V119H15ZM134 118H136V119H134ZM152 118V119H151ZM172 118L174 119V120H176L177 119V121H174L175 122V124L178 126H175L174 125V123H171V122H173V121H171L172 120ZM216 118V119H215ZM218 118V119H217ZM222 118V117H221ZM241 118V119H240ZM15 119V120H14ZM115 119V120H114ZM121 121H120V120ZM126 119L127 120H129V121H126ZM134 119V120H133ZM150 119V120H149ZM157 119V120H156ZM199 119V120H198ZM209 121H208V120ZM213 119V120H212ZM214 119H215V121H217V122H212V121H214ZM238 119V120H237ZM116 120H118V121H116ZM135 121V122H133V121ZM152 120V121H151ZM190 120L193 122H191L190 123ZM194 120V121H193ZM202 120V122H200ZM242 120V121H241ZM253 120V121H252ZM38 121V122H37ZM132 121V122H131ZM136 121H139V122H136ZM154 121V122H153ZM189 121V122H188ZM127 122V123H126ZM129 122H131V123H129ZM180 122H181V124H180ZM198 123L199 125H196V123ZM203 122H206V123H204L203 125H201ZM209 122V123H208ZM212 122V123H211ZM225 122H226V120H225ZM250 122V123H249ZM23 123V124H22ZM126 123V125L124 126V124ZM170 123H171V125L173 126V129L175 130V128H176V130L178 131V132H180V129L181 128H183V127H186V129L184 128V129H181L182 130V132H183V135H181L182 134V132L181 133H178V132H176V133H178L179 135H176V133H174V131H171V125H170ZM179 123V124H178ZM182 123L183 124H185L184 126H182ZM220 123V124H219ZM263 123V124H262ZM20 124H21V126H20ZM121 124H123V125H121ZM164 124H166V125H170L171 127H169V129L167 128V126L165 125V127H164ZM191 124H192V127H190L191 126ZM195 124V125H194ZM206 124H208V125H206ZM212 124V125H211ZM214 124V125H213ZM215 124H216V127L214 128V126H215ZM133 125V126H132ZM217 125H219V126H217ZM225 125H227V126H229L230 128L229 129H227V134H226V127H225ZM240 126L241 125V127H239L238 129L236 128L237 126ZM247 125V126H246ZM39 126V127H38ZM203 126V128H204V134H203V131H201L203 128H200V127H202ZM207 126V127H206ZM222 126H224V128H221ZM261 126V127H262ZM64 127L67 129L68 128V124L66 123V124H64ZM175 127V128H174ZM187 127H190V128H187ZM232 127V128H231ZM235 127V128H234ZM244 127H246V130H244L243 128ZM60 128V129H59ZM197 128V131L195 130ZM205 128H207V129H205ZM211 128H213V129H211ZM218 128V129H217ZM228 128V127H227ZM263 128H264V126H263ZM55 129V130H54ZM188 129V130H187ZM198 129H199V131H198ZM236 129H237V131H236ZM164 130H166L165 131V133H164ZM170 131V133H167V132H169ZM175 130V131H176ZM183 130H185V131H183ZM210 130H212V131H214V132H212V131H210ZM218 130V131H217ZM244 130V131H243ZM61 131V130H60ZM191 131H193V132H191ZM212 132V133H216V132H221L219 135H217L216 136V134L215 135H213L212 133H211V136H212V138L210 137V132ZM232 131L234 132V134L232 133ZM241 131V132H240ZM190 132V133H189ZM198 132H199V134H198ZM207 132H209V133H207ZM239 132H240V134H242V136H239V138H240V140H239V138H238V136L237 135H240L239 134ZM247 132V133H246ZM262 132V131H261ZM49 133V134H48ZM174 133V134H173ZM191 133H192V135H191ZM232 133V134H231ZM244 133V134H243ZM263 133H264V130H263ZM167 134L169 135V134H172V135H170V136H167ZM194 134H196L195 136H194ZM205 134H207V135H205ZM246 134H247V136H246ZM255 134H257V133H255ZM46 135H48V136H46ZM50 135H51V137H50ZM164 137V136H167L168 138L170 137H172L170 140H172V141H170L167 137H164V139L161 137ZM164 135V136H163ZM191 135V136H190ZM198 135V136H197ZM201 135V136H200ZM203 135H205L204 136V138H206L207 140H205V139H202V141L203 140H205V142L203 141H200V137H203ZM225 135V136H224ZM65 136V137H64ZM160 136V137H159ZM175 136V137H174ZM179 136H180V138H179ZM193 136H194V138H193ZM224 136V137H223ZM237 136V137H236ZM244 136H246L247 138V141L248 140H250V144H251V142H252V144H253V146L255 145V148L256 149H253V148H251V147H253L252 146V144H251V146L250 145H247V144H245V145H247L245 148H247L248 149V146H250L249 148H251L252 149V151L253 150H256V151H253V153H252V151H251V149L249 150V152H244V149L245 148H242L241 149V146H239V147H237V145L239 144H243V143H245V142H247L246 141V139H245V137ZM48 137V138H47ZM158 137H159V140L158 141H156L157 139H158ZM174 137V138H173ZM182 137V138H181ZM183 137H185V139H186V141H185V139L183 138ZM187 137V138H186ZM190 137V138H189ZM192 137V138H191ZM220 137V138H219ZM242 137V138H241ZM45 138H47L46 140L47 141H44L45 140ZM52 138V139H51ZM160 138H162V139H160ZM219 138V139H218ZM254 138V137H253ZM252 138V139H253ZM63 141H62V140ZM176 139H179V140H177L178 142H176ZM242 139H243V141H242ZM255 139V138H254ZM260 139V138H259ZM260 139V140H261ZM39 140V141H38ZM163 140V141H162ZM168 140H169V142H168ZM174 140V141H173ZM181 140V141H180ZM188 140H190V141H194V142H187ZM210 141L209 142V144H208V142L207 141ZM212 140V141H211ZM36 141H38L37 143H36ZM85 141V142H84ZM131 141V142H130ZM135 141V142H134ZM153 141V142H152ZM160 141H161V143H160ZM164 141H166V142H164ZM196 141H198L197 143H196ZM214 141H216V146L218 147L219 145V147L221 148V142H223L224 143V145L226 146V148L228 149H226V148H224V150H227L226 152V155L224 154V153H222V152H224V151H222V149L221 150H219V151H222L221 153L224 155H222L221 153H216L217 154V156H215V155H212V153H213V151L215 150V149H217L216 147H215V144H214ZM232 141V142H231ZM245 141V142H244ZM44 142V143H43ZM129 142V143H128ZM137 142V143H136ZM164 142V143H163ZM175 142H176V144H175ZM201 142L202 143H205V144H202V145H200L201 144ZM227 142H230V144L228 143L227 144ZM233 142L235 143L234 144V146L232 145L233 144ZM92 143V144H91ZM103 143V144H102ZM128 143V144H127ZM131 143V144H130ZM163 143V144H162ZM167 143V145H165ZM171 143V145H169V144ZM178 143V144H177ZM184 143H186L185 145H184ZM211 143H213V145L211 144ZM219 143V144H218ZM232 143V144H231ZM236 143H238V144H236ZM96 144V145H95ZM133 144H135L134 146H133ZM140 144V145H139ZM161 144H162V147H161ZM172 144H174V145H172ZM182 144V145H181ZM191 146H190V145ZM218 144V145H217ZM263 144V145H262ZM103 145H104V147L105 148H103ZM106 145V146H105ZM125 145H127L126 147H125ZM169 145V146H168ZM195 145H199V146H201L202 148L201 149H199V148H197V146H195ZM207 145H211V146H207ZM236 145V146H235ZM244 145V146H245ZM261 145V146H260ZM133 146V147H132ZM137 146V147H136ZM158 146V147H157ZM161 147V149L159 150V149H157V150H154V149H156V148H160ZM164 146H168V147H166V150L165 151H167L168 150V152H166V153H164L165 151H163L164 149H165V147ZM175 146L176 147H178V148H175ZM180 146H182V147H180ZM183 146H185V147H183ZM190 146V147H189ZM198 146V147H199ZM232 146V148L234 149L235 148V150H236V153H237V150H238V152H240L241 153V155H240V153H238L237 155H235L236 153L235 152H233V150L231 151V152H233V154L231 153V155L229 154L230 153V147ZM259 148V146L263 149H258L257 147ZM171 147V148H170ZM173 147V148H172ZM209 147H210V150H209ZM213 147H214V149H213ZM69 148V149H68ZM93 148V149H92ZM99 148V149H98ZM162 148H164V149H162ZM188 148V149H187ZM190 148V149H189ZM199 150H197V149ZM211 148H212V150H211ZM85 149V148H84ZM138 149V150H137ZM146 149V150H145ZM169 149H171V150H169ZM187 149V150H186ZM207 151H206V150ZM219 149V148H218ZM112 150V151H111ZM123 150H125V151H123ZM133 150H136V154L135 153H133ZM184 152H182V151ZM197 150V151H196ZM200 150H201V154H202V152H204V151H206L205 152V154H203V156L200 154V155H198V154H194V152L196 153V152H200ZM209 150V151H208ZM258 150H260V151H262V152H259L260 153V156H258L259 155V153H258ZM97 151V152H96ZM127 151V152H126ZM153 151H154V154H153ZM161 151V152H160ZM170 151V152H169ZM173 151V152H172ZM186 151V152H185ZM188 151L190 152V153H188ZM212 151V152H211ZM217 151V150H216ZM218 151V152H219ZM110 152V153H109ZM126 152V153H125ZM132 152V153H131ZM140 152V153H139ZM144 152H146V153H144ZM157 152V153H156ZM179 152H181V154H179ZM11 153V155H9ZM21 152L19 151V150H17V149H8V148H6L5 146H1L0 145V163H2L3 164V162L5 161V164H3V165H8L9 166V164H8V162L10 163V161H11V159H13V158H16V157H19L21 154H20ZM98 153V154H97ZM131 153V154H130ZM159 153V154H158ZM162 153H164V154H162ZM170 153L172 154V155H170ZM178 153V154H177ZM258 153V154H257ZM263 153V154H262ZM20 154V155H19ZM127 154V155H126ZM143 154H144V157H143ZM153 154V155H152ZM158 154V155H157ZM167 154V155H166ZM177 154V155H176ZM218 154H221V156H223L221 159H220V155H218ZM227 154H228V158L227 159H225V156H227ZM254 154L256 155L255 157H254ZM262 154V155H261ZM14 155V156H13ZM146 155V156H145ZM190 155H193L192 157L190 156ZM197 155H198V160L196 159V161H194V158L196 157L197 158ZM251 156L250 158L248 157V156ZM99 156H101V157H99ZM113 156V157H112ZM161 156V158H158V159H156L157 157H160ZM169 156H170V158H169ZM181 156V157H180ZM187 156V157H186ZM189 156V157H188ZM201 156V157H200ZM208 156H209V159L211 158V160L213 161V160H215L216 161V164H215V162L213 161H211V160H208L207 158H208ZM211 156V157H210ZM220 156V157H219ZM233 156H234V158H237V161L238 162H240L241 161V159H242V161H245V162H241L240 164L239 163H232L231 164V160H234V158H233ZM235 156H237V157H235ZM242 156V157H241ZM261 156L263 157L262 159H259L258 157H260L261 158ZM99 157V158H98ZM151 159H150V158ZM176 157V158H175ZM202 157H203V161L205 160V164H204V162L202 161ZM217 157H219V159H217ZM230 157V158H229ZM239 157H240V159H239ZM169 158V162H167V163H165L166 161H168L167 159ZM188 158H190V160H192V161H190ZM199 158H201V159H199ZM205 158V159H204ZM217 160H216V159ZM232 158V159H231ZM258 158V159H257ZM138 159V160H137ZM163 159V160H162ZM178 159V160H177ZM182 159H183V161H182ZM184 159H185V161H184ZM207 159V160H206ZM223 159H225L224 161H226V162H222L223 161ZM228 159H230V160H228ZM246 159V160H245ZM248 159H250V160H248ZM103 160V161H102ZM120 160V161H119ZM137 160V161H136ZM147 160V161H146ZM164 160H165V162H164ZM180 160V161H179ZM187 160V161H186ZM260 160H261V162H260ZM101 161V162H100ZM127 161H130L129 163L127 162ZM152 161V162H151ZM176 161V162H175ZM177 161H179V163L177 162ZM195 163H194V162ZM220 161V162H219ZM257 162V164H258V166L256 167V162ZM259 161V162H258ZM119 162V165L117 164ZM149 162V163H148ZM171 162V163H170ZM182 162V163H181ZM187 162H188V164H187ZM191 162H192V164H191ZM249 162V163H248ZM253 162H255V164L253 163ZM101 163V164H100ZM139 163V164H138ZM146 165V167H145V165ZM169 163V164H168ZM244 163V165H242ZM245 163L247 164V165H245ZM250 163H252V164H254V165H250ZM54 164H57V163H54ZM105 164V165H104ZM108 164V165H107ZM152 164V165H151ZM155 164H157V165H155ZM160 166H159V165ZM190 164V166H188ZM211 164V165H212ZM58 165V164H57ZM123 165H125V166H127V167H125V166H123ZM144 165V166H143ZM155 165V166H154ZM181 165H182V167H181ZM210 165V164H209ZM221 167H220V166ZM232 166V167H230V166ZM249 165V166H248ZM58 166H61V165H58ZM100 166H102V167H100ZM118 166V167H117ZM150 166V167H149ZM154 166V167H153ZM157 166V167H156ZM162 166V167H161ZM192 166V167H191ZM219 166V167H218ZM106 167V168H105ZM144 167V168H143ZM152 167V168H151ZM156 167V168H155ZM159 167V168H158ZM160 167H161V169H160ZM174 167V168H173ZM180 167H181V169H183V170H188V169H190V170H186V171H184L185 173L183 174V176H184V178H182V176L180 175L179 176V174L181 173V172H183V170H181L180 169ZM184 167V168H183ZM188 167V168H187ZM191 167V168H190ZM210 167V166H209ZM252 167H254L255 169H251ZM150 168V169H149ZM213 168H211L214 172H216ZM231 168V169H230ZM9 169H11V168H7L6 170H9ZM147 169V170H146ZM160 169V170H159ZM178 169H180L179 171H178ZM236 171H235V170ZM246 169V170H245ZM221 170V171H220ZM226 170H227V174H229V175H227V178H226V176H224L225 174H224V172H226ZM248 170H250V171H248ZM254 170L256 171V174L257 175H255L254 174ZM100 171V172H99ZM103 171V172H102ZM109 171V172H108ZM181 171V172H180ZM235 171V172H234ZM97 172V171H96ZM102 172V173H101ZM122 172H125L124 174L122 173ZM165 172V173H164ZM244 172V173H243ZM120 173V174H119ZM146 173V174H145ZM164 175H163V174ZM224 175H223V174ZM99 174V175H98ZM142 174V175H141ZM144 174V175H143ZM160 174V176L161 177H159L158 175ZM182 174V173H181ZM187 174V175H186ZM195 174V173H194ZM174 175V176H173ZM185 175L187 176V177H185ZM230 175H231V177H230ZM111 176V177H110ZM118 176V177H117ZM124 176V177H123ZM137 176H140V179L138 180L136 177ZM157 176V177H156ZM176 176V177H175ZM251 176V177H250ZM175 177V178H174ZM80 179L79 181H78V179ZM128 178V179H127ZM179 178H178V180H179ZM222 178V179H221ZM226 178V179H225ZM42 179L43 178H41V176H40V174H39V181L41 182V183H43L44 182V180L42 181ZM150 179V180H149ZM152 179V180H151ZM225 179V180H224ZM137 181V182H136ZM146 181V182H145ZM255 181V180H254ZM77 182V183H76ZM91 182H93L92 184H91ZM131 182H133L132 183V185H131ZM135 182V183H134ZM145 182V183H144ZM258 182H259V180H257V182H256V184H258ZM140 185H139V184ZM59 184V183H58ZM66 184V183H65ZM137 184V185H136ZM55 184H53V183H46V181H45V187H46V198L48 199V201H49V205H48V203H47V205H44L43 207L41 206V205H37L35 208H34V210L32 211V212H25L24 214H26V215H28V214H30L31 213V217H27L28 219L27 220H25L26 218H24V217H22V215H24V214H22V215H19V217L18 218H13V219H11L10 221H9V219H8V221L6 222V227H11L12 225H16V226H22L23 224H26V223H34V222H36V221H38L40 218H41V221H43L44 219H42V218H45V220L43 221L44 223H46V221H47V223H46V227H47V229L50 231V233H51V235L54 237L55 235H67L68 233H69V230H70V232L72 231V229L73 230H76L79 234H80V232H84V230H86V228H87V230H88V228H90V229H92V227H91V224H89L88 222L90 221L88 218H85V215H79L80 216V218H79V220L80 219H83V221L82 220H80L77 224H75V225H72L71 224V222H69V220H68V217H67V212L65 213H63V212H54V214H53V211H55L54 209H57L56 208V205L58 206V203H59V208L61 209V207H60V204H65V206L66 205H68V207H70L71 205H72V198H71V195L69 196V200H68V195H66L65 196V194L63 193V196H62V190H63V192L65 191V189L66 188H64V186L65 185H63L62 186V188H61V186L59 187V188H57V187H55L54 186ZM69 185V184H68ZM94 185V186H93ZM98 185H99V187H98ZM109 185V186H108ZM111 185V186H110ZM223 185H222V188H227L226 186H224L223 187ZM70 186V185H69ZM93 186V187H92ZM102 186V187H101ZM135 186V187H134ZM79 187V188H78ZM82 187L85 189V192H88V193H83L82 192ZM98 187V188H97ZM107 187V188H106ZM233 187V186H232ZM64 188V189H63ZM81 188V189H80ZM97 188V189H96ZM110 188V189H109ZM122 188V189H121ZM132 188V189H131ZM62 189V190H61ZM100 189V190H99ZM135 189H137L136 191H135ZM81 191V192H79L78 193V191ZM105 190H107V192L105 191ZM127 190V191H126ZM133 191V193H132V191ZM234 190V189H233ZM256 190V192H257V196L255 197V199H256V201H258L259 199H257V198H259V188L257 187V189H255ZM135 191V192H134ZM99 192H97V194L99 193ZM100 192V193H101ZM109 192H111L110 194H109ZM124 192H127V193H124ZM130 192V193H129ZM242 192V193H241ZM240 193V195H246V193L245 192H243V191H241ZM60 193V194H59ZM121 193H123L122 195L124 196V194H125V197H124V199H122V195H121ZM82 194V195H81ZM85 194V195H84ZM59 195H61V197H62V199H61V197L59 196ZM127 195H129V196H127ZM133 195V196H132ZM121 196V197H120ZM66 197H67V202L65 203V199H66ZM65 198V199H64ZM102 198H101V200H102ZM115 198V199H116ZM59 199H60V201H59ZM84 199H85V201H84ZM115 199H113V200H115ZM128 199V200H127ZM64 200V202L62 203V201ZM98 200H100V199H98ZM97 200V201H98ZM185 200V199H184ZM191 199H188L187 201L189 202ZM96 201V202H97ZM186 201V200H185ZM69 202V203H68ZM100 202V201H99ZM126 202H123V204H125ZM188 202H185V206H186V208L185 209H187V206L189 205V207L190 206H192V208L190 207H188L189 209H188V211L190 210L191 211V213H190V211L189 212H187L186 214H187V216L188 217H186V219L188 220L187 221V223H192L191 225L190 224H188L187 226L189 227V229H188V232H190V230H193L194 231V229H195V233L197 232V234H198V239L196 238V243L194 242H192L193 240H191V239H188L189 238V236H186V238L188 239V240H186V241H184V243L186 242V244H184L183 246H181V247H179L178 245H177V242H171V243H168L169 245H171V250L169 249V248H166V249H164L163 250V252H162V254H157V255H153L152 257H150V258H148L147 260H142L141 258L144 256V254H139L138 255V253H136L135 254V252H134V256H137L138 255V257H134L133 256V258H136V260L134 259V262L133 263H135L136 264V262H137V260H138V262H137V264H165L166 263V261H167V263L169 262V261H171V264H200L202 261V263H204V264H209V262H210V264H223V263H221L222 261H216L215 259V257L214 258H212V257H210L208 254H207V252H204V250L200 247V245H202L203 247L204 246H206V247H204V249H206L208 246H209V244L210 243H214V241H215V239L216 238H220V237H222V238H225V239H223V240H227L228 238V240H230V242H233L231 245H233V244H235V243H238V244H240L241 242H242V244H244L245 245V247L247 248V250L248 251H252V253L251 254H244L242 251H241V253H242V257L240 256L239 257V261H236L234 264H242V262L244 261V263L243 264H264V227H262L261 226V221L259 220H257V219H255L254 220V222H245L244 220H242L241 219V217H237V215H238V213L237 212H235V211H231V213H229L230 211H226V212H228V213H226V215L224 214L223 215V213H222V215L224 216V218H225V220L227 221V223H230V222H232V220H230V219H233V222L232 223H230L229 225L227 224L226 226H225V228H227V229H225L224 228V230L223 231H220L217 227H216V229L215 230H212V229H210L209 228V224L212 222V220H211V218H210V216H211V214L209 213V211H208V204H206L205 203V205L203 206V208L202 209H199L198 208V206L196 205V204H194V206H193V203L192 202H190V204H192V205H190ZM68 203V204H67ZM88 203V204H87ZM188 203V204H187ZM64 204L62 205V207H63V209H64ZM122 204V205H123ZM41 207V208H40ZM67 206H66V209L68 208ZM39 208V209H38ZM169 208H171V207H164L163 206V208L162 209H160V211L159 210H157L158 211V213H160L161 215H163L164 214V211L166 210V212H165V215H164V221L166 222H168V224H170V222H171V224L173 225H175L174 227H177V224L179 223V219H177V218H175V215H174V212H173V210L171 211V212H168L167 213V209H169ZM62 209V210H63ZM165 209V210H164ZM45 210V211H44ZM64 211V210H63ZM79 211H80V209H79ZM35 212V213H34ZM32 213H33V215H32ZM58 213H61V214H58ZM65 214V215H63V214ZM167 213V214H166ZM188 213H190V214H188ZM225 213V212H224ZM61 215H63V216H61ZM168 215V216H167ZM173 215V216H172ZM208 215V216H207ZM210 215V216H209ZM29 216V215H28ZM44 216V217H43ZM199 216H201L202 218L200 219L199 218ZM229 216V217H228ZM32 217H34V219H32V220H30ZM60 217H61V219H60ZM163 217V216H162ZM174 217V218H173ZM64 218V219H63ZM84 218H85V220H84ZM169 218V219H168ZM172 218V219H171ZM199 218V220H197ZM230 218V219H229ZM55 219H57V220H55ZM67 219V220H66ZM86 219H87V221H86ZM171 219V220H170ZM174 219V220H173ZM205 219V220H204ZM65 220L67 221V222H65ZM196 220V221H195ZM204 220V221H203ZM25 221V222H24ZM59 221V222H58ZM63 221V222H62ZM82 221V222H81ZM84 221H85V223H84ZM236 221H237V223H236ZM198 222V223H197ZM204 222V223H203ZM205 222H207L208 224H206ZM14 223V224H13ZM59 223H60V225H59ZM203 223V224H202ZM235 223V224H234ZM256 223V224H255ZM62 224V225H61ZM167 224V223H166ZM171 224H170V226H171ZM14 225V226H15ZM56 225H59V227H57L56 228ZM169 226V225H168ZM190 226H191V228H190ZM208 226V227H207ZM258 226H261V229H259L258 228V230L255 232V231H252L253 229H256ZM55 227V228H54ZM179 227H181V231H182V229L184 230V228H182V227H184V224H180L179 225ZM197 227V228H196ZM204 227V228H203ZM14 228H16V227H13V229ZM59 228V229H58ZM61 228V229H60ZM171 228H173V226H171ZM205 228H206V230H205ZM235 228V229H234ZM263 228V229H262ZM84 229V230H83ZM173 229H175V228H173ZM172 229V230H173ZM231 229H233V230H231ZM15 230V229H14ZM86 230V231H87ZM177 230V228L175 229V231ZM211 230V231H210ZM250 230V231H249ZM59 231V232H58ZM93 231V230H92ZM169 231H171V229L169 230ZM175 231H173V232H175ZM216 231V232H215ZM240 231V232H239ZM243 231H245V233L243 232ZM252 231V232H251ZM90 231L88 230L86 233H88V234H91L92 235V233L93 232H90ZM172 231L170 232V233H173ZM200 232H201V234H200ZM202 232H204V234H206L205 236H203V233ZM213 232L215 233V236L216 237H214V234H213ZM219 232V233H218ZM225 232H227V234L225 233ZM247 232H249L251 235H249ZM259 232V233H258ZM261 232H262V234H261ZM58 233V234H57ZM102 233H103V235H102ZM102 233L100 232V236H102V237H104L107 233V235H106V238L107 239H109L110 238V236L111 235H113L112 234V232L111 231H109V232H103L102 231ZM105 233V234H104ZM207 233H208V235H207ZM218 233V234H217ZM222 233V234H221ZM240 233V234H239ZM246 233H247V235H246ZM258 233V234H257ZM196 234V235H197ZM222 236H221V235ZM229 234H231V235H229ZM237 234V235H236ZM245 234V235H244ZM259 234H261V236L259 235ZM195 235V236H196ZM211 235H213V236H211ZM224 235V236H223ZM234 235V236H233ZM239 235V236H238ZM244 237H243V236ZM262 235H263V237H262ZM201 236V237H200ZM229 236V237H228ZM236 236V237H235ZM250 236H252V237H250ZM209 239H208V238ZM238 237V238H237ZM199 238H201V239H199ZM206 238H207V241L208 242H210V243H208L207 241H206ZM215 238V239H214ZM240 238V239H239ZM193 239H195V238H193ZM205 239V240H204ZM91 240H93V239H91ZM190 240V241H189ZM199 240H201V241H199ZM213 240V241H212ZM237 240H238V242H237ZM258 240V241H257ZM204 241H206V242H204ZM235 241V242H234ZM256 241H257V243H256ZM240 242V243H239ZM253 242V243H252ZM261 242V243H260ZM190 243H193L194 244V246L193 247H196V248H199V249H197L198 250V252H196V248H193L191 245H190ZM203 243H206V244H203ZM263 243V244H262ZM249 246H248V245ZM254 244V245H253ZM177 245V246H176ZM190 245V246H189ZM241 245V244H240ZM240 245H237V246H240ZM174 246V247H173ZM253 247V248H252ZM255 247H256V249H255ZM172 248L174 249V250H172ZM175 248H177V250L179 251H176V249ZM169 251H168V250ZM184 249V250H183ZM251 249V250H250ZM253 249H254V251H253ZM262 249V250H261ZM166 250H167V252H166ZM153 252V251H152ZM176 252H177V254H176ZM196 252V253H195ZM204 252V254H206V255H204V254H200V253H203ZM255 254V255H254ZM175 255V256H174ZM205 257H204V256ZM139 256H140V259H139ZM174 256V257H173ZM178 257V259H176L177 257ZM190 256V257H189ZM169 257H173L175 260H176V262H175V260L174 259H169L168 260V258ZM196 257V258H195ZM197 257L199 258V259H202V261L200 262L199 261V259H197ZM246 257V258H245ZM138 258V259H137ZM165 258H167V259H165ZM207 258H210V259H207ZM240 258H241V260H240ZM143 259H144V257H143ZM152 259V260H151ZM191 259V260H190ZM194 259H197V261H199V262H196ZM248 259V260H247ZM259 259V260H258ZM164 260V261H163ZM172 260L174 261V262H172ZM144 261V262H143ZM193 261H195V262H193ZM216 261V262H215ZM247 261V262H246ZM254 261V262H253ZM139 262H141V263H139ZM146 262H148V263H146ZM178 262V263H177ZM206 262V263H205ZM246 262V263H245ZM166 263V264H167ZM201 263V264H202ZM169 264V263H168ZM233 264V263H232Z\"/></svg>","mask_w":264,"mask_h":264},{"label":"snow or ice","instance_id":"3","mask_svg":"<svg viewBox=\"0 0 264 264\" xmlns=\"http://www.w3.org/2000/svg\"><path fill=\"white\" fill-rule=\"evenodd\" d=\"M89 7L87 4L61 2V0H56V2H48V0L0 2V51L11 52L15 49L18 61L22 62V66L17 65L15 81L0 84V88L7 92L15 91L17 99H20L24 93L31 90L33 82L42 85L41 91L45 94V104L49 116L44 127L47 128L49 125L60 127L61 131L69 136V145H77L84 137H90L111 145L113 152L119 155L120 149L117 146L133 139L145 144L150 152L151 145L147 142L155 136L157 125L149 123L146 118L134 127L117 128L94 119V105L87 101H80L78 106L69 107L65 111L63 103H57L54 99L58 95H66L70 88L72 74L82 71L85 76L96 75L91 70L95 53L87 40L88 33L83 30L88 20L92 19L90 15H87ZM91 7L96 8L98 5H91ZM178 7L179 5L170 3L169 0H128L127 3H116L111 6L113 12L117 13L125 22H128L129 18L136 22L130 24L128 33L132 37L133 48L130 50L132 52L136 48L144 46L147 32L164 21H167L165 27L171 25L176 19L174 13ZM196 7L211 9L213 6L211 4L206 6L189 4L185 10L190 11ZM77 28L81 31L78 32ZM132 28H135L134 32L131 30ZM261 31L264 32V24L261 25ZM181 32L189 39H195V36L199 35L203 40V43L195 49L194 54L191 47L186 49L190 54L189 59L194 62L211 61L218 51H222L227 46L229 40L228 36L214 30L205 32L201 29L198 33L190 35L183 28L176 32L178 39ZM261 50L264 52V47ZM128 64H131V67L121 62L114 72L109 70L106 75L105 90L111 87L129 96L158 97L160 90L141 75L146 69L133 64L131 57L128 58ZM24 69H30V74L24 76L22 74ZM253 91H257V89L254 87ZM97 95L99 96V93ZM257 96L259 102L254 100L252 108L248 107L247 99L243 101L244 111H258L260 119L264 120V77L260 80ZM65 123L68 124L67 129L64 127ZM225 127L227 134V125ZM224 148L225 145L222 142L221 149L224 150ZM20 154L23 162L28 157L29 151L22 149ZM44 155L45 160L40 162L39 167L41 168L40 176L46 183L63 184L67 176L75 177L78 174L75 166L69 170L68 166L71 165V160L66 150L61 149L57 152L53 148L51 152ZM49 160H63L64 164L62 166L49 164L47 163ZM261 168L262 171L258 177L259 184H256L254 180H249L247 175L236 176L234 173L233 187L217 188L207 197L208 211L212 220L209 224L210 229L215 230L216 226L225 219L222 215L225 211L237 212L245 222H254L256 218H259L261 226L264 227V163ZM32 170L31 165L24 164L26 175L32 173ZM136 178L139 180L140 176ZM257 187L260 190L259 201L255 199ZM155 191L154 198L158 199L163 188ZM241 191L247 194L240 195ZM219 230L223 231L224 228L221 227ZM42 232L46 237V226ZM12 243L11 238L5 240L4 236L0 234V264H11V261L5 258V253L9 255L12 253Z\"/></svg>","mask_w":264,"mask_h":264}]
</instances>
